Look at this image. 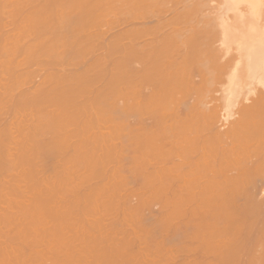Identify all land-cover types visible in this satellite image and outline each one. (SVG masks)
Segmentation results:
<instances>
[{"label":"bare ground","instance_id":"1","mask_svg":"<svg viewBox=\"0 0 264 264\" xmlns=\"http://www.w3.org/2000/svg\"><path fill=\"white\" fill-rule=\"evenodd\" d=\"M115 2H118L117 5L115 4ZM8 3H10L11 6H12V4L16 3L15 8H11V6ZM22 3L25 4L27 9L25 8V6L22 5ZM29 3H31V4H29ZM7 4L10 7V9L8 8V10L5 9L6 7H8ZM27 4L31 5V7L28 6ZM114 6L117 8V10L119 9L117 12L121 13L122 15L113 12V11H115V9L113 8ZM117 6L120 8H118ZM4 9L6 10V12L5 11L4 12L8 14V18H9V16L12 17V18H10V20L15 18V19H13L14 20L13 26H15L14 28H16L15 34L13 36L14 40L16 41L20 38L21 39L25 38V40H28L27 44L24 42L22 44L24 46V47L22 46L23 48L26 47L25 49H23L21 46L19 47L20 52L22 49H23V51H25L26 49H28L30 47L35 49V52H38L39 50H42V52H43V50L48 47L50 49V51H49L50 53L48 52L50 54V56H47V57H49V60H51L50 62L52 64L55 63V66H56V64L58 65L61 63L62 60H64V62L68 61V63L69 62L71 63V65L69 63V67L77 68V70L75 69V73L66 72V71H70V70H67V68H66V67H68L67 66L68 63H66V67H64V66H62L64 63L62 61V64H60L58 66H62L64 68V70L61 69L63 71L59 72L60 67L58 68L56 66V68H55V66H53L54 64L53 65L50 64L51 66H53L54 69H56L55 70L56 73L53 72L54 69H52V68H51L52 71L48 70L52 73H50L48 71L46 72L47 74L48 73L53 74L52 76L50 75L51 76L50 78L52 79V81L47 76V78H49V80L47 79L48 82L46 84L48 85L50 83L48 86L51 88L49 89V87L46 84L43 85V87L40 88L39 91L34 93L37 96H35L33 93L28 94V93H26L27 91H21L22 94L19 92L20 95L17 94L18 96L15 95L16 93H14V91L11 92L14 85L18 87V85L15 84L14 82H17V80L20 81L19 80L20 78H18V77H21V76L12 75L11 81L14 84H12V82L8 83L10 85H7V84L5 85V83H7V82L3 83L2 86H5L4 91H3L4 87L1 90L2 87L0 86L1 87L0 88V113L3 111L4 106H6L5 103H7L8 100H10L12 103L10 101L9 102L11 104L9 102L8 103L10 104L9 106L12 109L11 110L12 114H11V112L9 114L11 118H15L17 116L16 114L20 115L19 113H21V112H23L24 114L27 112H30V114H31V112H33L34 113V114L32 113L33 116L35 115V117H34L35 120L33 122V126H31V127L28 126L29 128L26 127L28 124H26V126H24L25 123L23 125L22 124L23 122L20 123V121H19V124L21 125V126H19V124L17 123L15 129L22 130V131L19 130L18 132H19V137L22 134L21 138H23V139H21V138L19 139L18 136H17L18 138H16V135H14V133H16L15 129L12 130V128H9L11 126L6 128L7 126L4 127L3 122H0V124L2 123L1 125H3V127L2 126L0 127V129H1L0 132L2 131L0 133V135H1L0 136V171H1V173L2 172L9 173V171L13 170L16 167L17 168L19 166L25 167L26 170L24 169V171H21L22 173H20L19 177H22V179H24L22 181L26 183V190L28 191V196L30 194V202H29L30 206H29V211H28L27 210L28 208L25 207L26 210L23 208L24 202H22L24 199H27L26 195H24L26 192H24L21 195L20 194L21 190H19L20 188L18 187L20 185L17 184L18 181H21V180H19V179H15V181L13 180L14 182L11 184V186L9 185L10 187L3 186L2 183L0 184V201H1L0 204H2V200L4 198V196H2V195L6 194L10 190L9 192L12 193V191H13L12 194L19 196V199L16 198L15 200L16 201L19 200L20 202L18 201L16 203L12 200L14 208H16V209L18 208L17 212H20V213L23 211L27 212L25 214V216L19 215V213H17V212L14 213V215H12L13 213H10L11 214L10 215L9 212L6 210L7 208H5V210H1L0 214L4 211L5 212L0 215V221H5L4 223L6 225H7V223H9L8 224L9 226L11 224V228H13V229L15 228L16 234L19 231V235H21V236H18V237L16 236L17 238H13V237L10 238L9 237V239H8L5 236V234H6L5 232H6V230L8 231V229L10 230V227L7 225L4 227V229H6V230H3V227H2V225H4L3 223H0V227L2 228V231H4L5 234L2 233V231L0 230L1 231L0 236L2 235L3 237H6L5 240L11 239L10 240L11 242L14 241L15 239H17L19 242H20V239H21V242L22 241L26 242V240L29 241V239H27L26 236H29V238H32L30 236H33V238L31 239L32 242L28 243L29 246L31 245V249L27 248L28 246H26V245L24 247H22L21 245H18V246L16 245L18 248L17 251L21 250L22 252L19 253L16 251L17 253H15L14 255L17 257V259L15 260L16 257L14 256V259L11 261V262H13V264L14 263L15 264H21L22 261H24V259L22 260V258H24V257L29 258L30 256H33V253L31 254L28 251L32 250L33 246H34V248H33V250H34V249H36L35 247H37L38 244L41 245L42 243H40V242H42L44 235H45V237L47 235V237H46L47 239L44 238L45 241L43 240L44 242H47V240L50 239L51 236H56L54 238L51 237L52 240L58 239V242H53V243H52L51 239L48 240L49 242L52 243V244L50 243V247H52L54 249V250L52 249L53 252L48 251L49 254L51 253L50 261L47 260L49 264H85L86 263L85 259L88 260L87 259L88 256L86 254L89 255V253H90V256L88 258L90 259V257L92 256L91 258H93L92 259L93 262L95 261L94 264H101V263L102 264H129V262L127 263V261H128L127 259H126V262L124 261L125 260L124 258H127V256L129 258H131V254L129 256L128 255L129 252L128 253L126 252V251H129L132 247L131 243L128 241V238L130 240L132 238L131 236L134 233L133 238L134 239L136 238V240H134V244H136L135 241H139L138 237L142 235L141 238L142 237L143 238L142 239L140 238V241H143L144 245H146L149 243L151 238L152 239L154 238L153 235H151L153 233V231L155 233V230H157L156 231V233H157L159 230L163 231V229L165 231L167 230L168 232H165V233H167L169 235L174 233L176 230H177V232H179L178 228L181 231L180 233L182 235H183V233H185V234L187 233V235H188L189 232L191 233V229H192L193 232L194 231L196 232V233L194 232L196 235H193L194 233L192 232V234H190V235H192L191 238L194 236L193 238H195V240H196L195 236H198V235L200 237L199 239L203 238L201 241V247L202 248L204 246L207 249L211 246L213 249L215 248L217 250L216 252L214 251L215 249L211 250V251L215 252L213 254L212 252L209 251V249H207L209 251L208 252L209 255L211 253L213 254V256L215 254L217 255L215 257L216 259L213 256H210V257H213L216 261L218 260V262H217L218 264L219 263L221 264V262H220L221 258H222V260L223 259L225 260L224 262H222V264H238L242 259L246 258L245 255H249V254L251 256L254 255L255 252H254V254H252V252L254 251V249L256 248V246L258 244L257 242L263 244V245H261V244H258V245H261L262 249L264 248L263 247L264 243H262L264 240V0H0V12L2 13ZM23 9L28 10V11L25 12ZM109 9L110 10L113 9L112 12ZM108 10H109V12H108ZM165 12H169L168 14H170V15H168V18H167V14ZM102 14L104 17H106V19L104 17H102ZM109 14L110 15L112 14L111 15L112 18L111 19L109 18V20L107 21V18L110 17ZM115 14H118L120 16L115 15ZM105 15H108V16H105ZM113 15H115V16H113ZM116 16H118V17H116ZM1 17H0V81L3 82L4 77H3L2 71H5V68H4V70H2V68L3 67L7 68V66H4L2 64L5 63V65H6V60H8V59L4 58L3 56L1 58V55H3L2 54L3 52L5 53L4 56L7 55L8 52L6 53L5 50L8 49L9 47H6V46H15L16 47L18 41H17V43L12 42L13 43V44L11 43L12 45L7 44V41H9L8 38H10L11 35L7 34L8 33L7 30L9 27L7 29L6 28L4 29L6 31L1 29V23H5V20L1 21V19H3L4 16H3V18H1ZM119 17L122 19H119ZM115 18H117L118 21ZM16 19H20V20H16ZM98 19H99V21H98ZM102 21H103L102 25L105 24V28H101L102 25L100 23ZM104 21H105V23H104ZM119 21L124 22L126 24V25L124 24L125 28L128 27L129 29L124 28L123 34L121 33L122 31L120 32V30H119V33L117 35H119V36L121 35L122 37L120 36V38L116 37V33L114 32L115 37L113 39H112V37H111V39H108V38H110V34L111 33L113 34V32H111L110 34L107 33L106 35H109L107 38V41H106V38L105 39L102 38V39H103V41H106V43L108 41H110L109 45H108V43L106 44V43L102 42V39H101L102 35L100 34L98 36V34L103 32V30L104 31H106V30L110 31L111 28H114L113 27L114 24L112 25L111 23L112 22L117 23ZM133 21L136 23H134ZM15 22H17V23H15ZM93 23H95V24L97 23L98 27L95 28L94 26H96V25ZM20 24H22V25H20ZM98 24H100V25H98ZM106 24L109 26L108 28H110V27L111 28L108 29ZM117 25L120 26V24H118V23H117ZM93 27H94V30L92 29ZM89 28H91L92 30ZM118 29H121V27ZM12 30H15V29H12ZM90 30H91V32L92 31L93 32L91 33ZM82 31L86 32V33L85 32L82 33L84 36H81V34H80ZM98 31H100V32L98 33ZM109 31H107V32H109ZM113 31H115V30H113ZM94 32H97L98 34L97 33L94 34ZM84 33L85 34L90 33L91 36L88 34L86 37V35ZM31 34L32 35L34 34L32 36L33 38L30 36ZM77 34L79 36H77ZM92 34L97 37V38L95 37L97 39V40L95 39L96 41L93 39L94 37ZM124 34L125 35L127 34L128 36H126V37H129L131 39H129V38L127 39ZM27 36L28 37L30 36L32 39H30V37L28 39ZM71 36L74 38H72ZM11 38H12V36H11ZM71 38L74 39L75 43H77L76 45H74L76 47H73V48L70 47L69 48V46H72L70 44V43H72V42H70ZM116 38L119 40H117ZM123 38L125 40L127 39L128 42H126L127 40L125 42H123L124 41V40H122ZM138 39H139L138 43L141 41L142 46H139V45H141V43L136 44V41ZM93 40L95 41V44L97 45V47L100 46L101 43L104 44V46H107L108 52L104 48V50L107 53L105 54V51L103 50L104 51V53L102 52L103 55L101 53L96 54L95 56H97V57L94 56V59L92 57V61L90 62L91 64L89 63L90 65L87 63L88 61L86 63H84V65L88 64L86 66L87 67L86 68L84 65L82 66V63H83L81 61L83 58L82 56H84V55L88 56V54H86L87 51L92 53L94 48H95V51H96V49H98V50L100 49V47L97 48L95 44H92ZM98 40H100L101 43L98 42ZM76 41H78V42H76ZM131 41H134V43H132ZM9 42H11V41H9ZM28 42H30V43H28ZM121 42H123V43H121ZM124 43L127 45H128V43H130L132 45L129 44L128 46L127 45L125 46ZM25 44L27 46H25ZM102 44H101V47L103 46ZM91 45L95 46V47H92ZM60 46H63V48H61ZM108 46L109 47L111 46L110 49H108L109 48ZM90 47H91V50H90ZM92 48H93V50H92ZM126 48H127V51H126ZM12 49H13V47H12ZM33 49L31 50L32 53H33ZM58 49H59V52H58ZM119 49H121V50L125 49L123 51H126V52L120 53L121 50H119ZM26 51H28V50H26ZM95 51H93V52H95ZM9 54H10V52H9ZM14 54H15V52H14ZM25 54H26V52H25ZM29 54H30V52H29ZM104 54H105V56H107V55L108 56L104 57ZM33 55L34 54H32V56ZM36 55L38 56L37 53H35V56ZM46 55H44V56H46ZM117 55L120 57H118ZM16 56L17 55H15V57ZM20 56H19L20 58H23V56L21 54H20ZM35 56L32 57V59L34 58L33 64L37 63V61H39V56L38 57L37 56L35 57ZM70 56L75 57L73 59L77 58L76 59L77 61L80 59L79 60L80 62L78 61V63H76L77 62L76 60L75 61L72 60V62L75 63V64H73L70 61L71 60ZM87 56H84V57L86 58ZM90 56H93V53H92V55L89 54V57L87 59H89ZM100 56H102L103 59H101ZM29 57L30 56H28V59H30ZM108 57L111 59L113 57L112 61ZM8 58L13 59V56L8 57ZM64 58L65 59L67 58L68 60L66 59V61H65ZM32 59H31L30 63L32 62ZM42 59H40V61ZM18 60H19V58H18ZM45 60H46V58H45ZM106 60H109L111 62L110 64L112 67L111 66L110 67L112 69H110V70H112V71L109 70V72H106L108 74L104 75L105 74L104 72L108 69L106 67V65L109 66V64H108L109 62H107ZM97 61H98V63H97ZM13 62L15 63L14 60H13ZM18 62H20V61H18ZM40 63H42V62H40ZM102 63H105V65L104 64L102 65ZM98 64H100V65H98ZM64 65H65V63H64ZM76 65H77V67H76ZM101 65H102V67H101ZM13 66L15 67V65H13ZM25 66H26V64L24 65V67ZM80 66L84 67V68H82V70L78 69V68H80ZM89 66L90 67L94 66V67L90 68ZM103 66H105V67H103ZM105 68H106V70H105ZM11 69H12V67H11ZM27 69H29V68H27ZM48 69H50V67H48ZM87 69H89L88 72H87ZM72 70H73V68H72ZM83 70H85V72ZM76 71H77V73H76ZM82 71H83V73H82ZM78 72H79L80 76L78 75ZM10 73H12V72H10ZM23 73H24V71H23ZM33 74H34V72H33ZM33 74L31 73V75H33ZM1 75L3 78L1 77ZM26 75H27V73H26ZM54 75H56V76H54ZM69 75L71 77H69ZM75 75L76 76L78 75V76L76 77ZM61 76H62V78H61ZM102 76H103V78H102ZM106 76L110 77L109 78L110 83H108V81H106V80H108ZM14 77H17V80H16V78L14 79ZM27 77H29V76H27ZM55 77H56V79H55ZM74 77H76V78H74ZM66 78H68V79H66ZM69 78H71L73 80V82ZM61 79H62V81H61ZM99 79L104 80L105 83L106 84L108 83V84L106 85L104 82L101 83V81H97ZM8 80H10V79H8ZM21 80L23 81V79H21ZM64 80L65 81L67 80L66 84H65ZM33 81L34 80H32V82ZM56 81H58V82H56ZM63 81H64V83H63ZM96 81H97V83H96ZM2 82L0 83V85L2 84ZM70 82H71V84H69ZM98 82H100L99 83L100 85L98 86L99 91L96 89H95V91H92V93L95 92L94 93L95 95H94V94L90 93L89 86L90 85L95 86L96 84H98ZM56 83H59V84L55 85ZM94 83H96V84H94ZM103 83L106 86L104 89L107 92L108 96L105 95L106 93H103V92H105L101 86ZM62 85H63V87H60ZM66 85H68V86H66ZM44 86H46L47 88ZM35 87H37V86H35ZM103 87H104V85H103ZM62 88H64V89H62ZM16 89H13V90H16ZM47 89H49V90H47ZM100 89L103 91H101ZM41 90H43L42 93H41ZM2 91L4 92V94H2ZM29 91H31V90H29ZM23 92L26 93L27 95L24 94ZM210 92L211 93L213 92V93L211 94ZM209 94H211L212 96H210ZM31 95H32V97H31ZM82 95L87 96V98H88V96H89V98H90V96H93V97L85 100L84 96L80 97ZM15 96H17V97H15ZM77 96L79 99L77 98ZM77 100L81 101V103L77 102ZM12 104H13V106H12ZM77 104H79V106H77ZM92 107H94V108H92ZM7 108H8V105H7ZM91 109H94V110H91ZM81 111H83V112H81ZM85 111L88 113V115H86V118H84V116H85L84 114H87ZM93 111H95V112H93ZM8 112H9V109H8ZM92 112H93V114H92ZM80 113H83V115H81ZM13 114L15 117L13 116ZM80 115L84 118V119L83 118L81 119L82 120L81 122H80V117H79ZM6 116H7V114H6ZM10 117H9V119H10ZM145 117H146V119H144ZM22 118H23V116H22ZM22 118H21V120H24ZM8 121H7V123H8ZM107 122L109 123V125L107 124ZM98 123H100V124H98ZM13 124H14V122H13ZM77 124H81L82 127L76 126V128L75 127L72 128L74 125H77ZM101 124L102 125L105 124L111 128L112 131L110 130V132L112 133V135L114 134L113 136H115L116 139L112 135H109V137H113V140L114 139L116 140V141L114 140V145L108 142V140L110 142L112 141L111 138H108L107 140H105L107 138L106 133H105L106 136L104 135V133H98V134L96 133L95 136L98 135L99 137L98 136L95 138L94 137H87L89 135H92V134H89V133H92L91 128L95 129L96 127H99V130H100V128H102ZM69 126H72L71 127L72 132H71L70 128L68 130ZM17 127H19V128H17ZM89 127H91V128H89ZM2 128H3V130H2ZM23 128L24 129L28 128L27 129L28 131L27 132H26V130L23 131ZM41 128H50V130L52 129V136L49 138L47 137L48 140H42L41 141L39 138H37L36 132L39 129L41 130ZM6 129H7V131H6ZM75 129L76 130L80 129L83 132L79 131L80 134H78V132ZM96 129H98V128H96ZM105 129H107V127ZM65 130L70 131L69 133L67 132V134L71 138H74V135L77 136V139L79 137L81 138V135H83V133H85L83 136H86L87 139L85 137H83L85 139L79 138L80 140H78V141H81V142L80 143L78 142V145L75 146V144H77V142H76L77 139L74 138V139H76V141L74 140V143H73L75 147L74 146L71 147L72 143H70L68 145L70 138L67 136ZM73 130H74L75 134H74ZM87 130H89L90 132ZM42 131H44V130L42 129ZM86 131H87V133H86ZM11 132H12V135H11ZM21 132H23V133H21ZM24 132H26V133H24ZM39 132L40 131H38V135L42 134ZM62 132L64 134H66L65 137L62 136V135H64ZM70 133H72L73 135ZM23 134L25 136L26 135H28V136L23 137ZM50 134H49V136H50ZM99 134H102L101 136H103V138H100ZM119 137H123V140L126 139V141L124 142L121 138L119 141V139H118ZM96 138L97 139L100 138V140H97ZM16 139H18V141H16ZM43 139H45V138H43ZM19 140H21V141L19 142ZM86 140H90V141H86ZM103 140L106 141V144ZM117 141H119V144H120V142H122L124 144V146L122 143H121V145L117 146L116 145ZM11 142H13V143L16 142V143H14L15 144L14 145ZM82 142L84 144H82ZM125 144L127 146L129 145L128 146L129 149L125 146ZM11 145L18 148L16 150L15 154L11 153L12 151L10 152V150L12 148H14L13 146L11 147ZM66 146H68V147H66ZM100 146H102V147L100 148ZM113 146H115V147H113ZM122 146L125 147L124 149L126 151L129 150V152L131 151V149L133 147V150L131 151L132 155L130 153V155H131L130 160L127 159V158H129V155L126 158V154L129 152H126ZM44 147H46V149H45L46 150L45 153L47 155L46 158L50 157V158H52V160H53V158H55V160H56L57 155H59L61 157L62 155H60V154H62V152L64 150H67V149H65V147L68 149H69V147H71V150H72V148H75V150L74 149L72 150L75 153L72 152V155H71V156H74V154H75V157L70 158V161L68 164L69 166H66L67 164H65V163L59 165L58 164V163H60L59 161L57 164H55L56 166L55 165L53 166L52 164L49 165L52 167V169L53 168L55 169V179L53 178L54 179L53 182H52V180H53L52 178L50 179L51 181H49V178H50V176H49V178L45 179L46 184L45 183L42 184V182L44 181L42 179L39 180L38 183L36 181H34L35 178L38 179L40 172H43V170L40 171L38 176H36V169L34 168V164H35L36 160L38 163V161H39L38 158H40L42 156V155H40V153ZM116 147L117 148L119 147L122 150L118 148L117 149L118 152H116ZM102 148H103V150H101ZM114 152L117 155H118V153H124L125 152V155H122V156H124L122 158L119 156L122 159L121 160V159H118L119 157L115 158L114 155H116V154ZM10 154H12V155L14 154V155L11 156ZM63 155H64V153H63ZM44 157H45V155H44ZM62 157L67 158L65 155ZM42 158H43V156H42ZM124 158H126V160H129L131 163L129 164V161H128L127 163H125L127 165H124V163L120 164L119 162L124 161ZM115 159H117L118 162H116L117 160H115ZM172 159L176 160V161L173 160L174 164H173V162L171 164V161H169ZM68 160H69V157H68ZM155 160L158 161L156 163V165H158V166H160L158 163H160V162L163 163V161H164V163L166 161L170 163V164L167 163L166 165L163 163V165H161L159 168L157 166H154V167H156V170L158 171V172L155 171V172H157L156 174L158 176H156V174L153 172L154 169L153 170L151 169L150 172H145V170L148 171L147 169H148L149 164H152ZM44 161H45V159H44ZM151 161H152V163H150ZM110 162L111 163L115 162L116 167H118V166L119 167L118 168L113 167L115 165L113 163H112L113 164L112 165ZM41 163H43V161ZM108 163H109V166H108ZM117 163L119 165H117ZM106 164H107V166H106ZM128 164L135 166V167H133V172H131V171L129 172L130 175H131V173H133L135 176L139 172L138 169H140V168L142 169L143 166L148 164V166L146 165L145 169H143L144 171L140 170L142 173H146V175L143 174L142 179L140 178L142 175L139 177L136 176L137 178L134 177V179H133V177H132V176H134L133 174H132V176H129L128 178H126V174H123V171L121 172L120 170H122L123 166H125V168L127 166H129ZM45 165H46V163H45ZM63 165L65 167H62ZM141 165H143V166H141ZM152 165H154V163ZM120 166H121V168H120ZM166 166H167V168H166ZM137 167H140V168H137ZM105 168H107L106 171H108V168H115V169H114V172L108 173V172H111V171H108L107 174H105L106 173ZM128 168H130V167H128ZM128 168H126L127 171L131 170ZM149 168H151V167L149 166ZM152 168H153V166H152ZM160 168H161V171L159 170ZM40 169L41 168L39 167V170ZM123 170L125 172V169H123ZM103 172H104V174H103ZM141 172L138 173L137 175L141 174ZM148 173H150L151 175ZM101 174H103L104 176H106V175L108 176L107 179L105 177H103L101 179L105 178V183L107 185L110 183L109 185H111V186L103 187L104 185L101 184L100 185L101 188H99V184L102 182V181H100L98 186H95L97 184H94L95 187L92 185L93 188L98 189V190L93 189L94 193L91 191L93 193V194L91 193V195H90L89 188H87L86 190H89V191L88 192L86 191L87 193L85 192L81 195V199H82L83 195L85 197L84 202H82L83 200L81 201V203H83L81 208H80L81 203L78 205L79 202H77V200H78L77 197L79 196L78 195L79 193L76 194V195H78V196H76L75 193H71V192L69 193L68 192L70 194V196H72V195L75 196L76 201L73 199V202H72V200L70 201L66 196V203H67V199H68L71 204L70 203L66 204L64 202L65 200L63 202H62V200L61 201L58 200L57 196H59V195L65 196L64 194L67 193L66 190L67 191H71V190L78 191L76 189H77V186L80 184H78L77 186H74L72 184V183L76 182V180H77V179L75 180V177H78L77 181L83 183L84 180L86 179L85 177L94 176L93 178L97 177V179H100L98 176H100ZM113 174L116 176V177L113 176V178L118 177L119 179L117 178L116 180L115 179L112 180ZM153 174H155L154 177H153ZM44 175H46V173L43 174V176ZM103 175H101V176H103ZM109 175H111V176H109ZM123 175L125 178H123ZM17 177H18V175H17ZM79 177L80 178L82 177L81 178L82 181L79 180L80 179ZM150 177L154 178V181ZM109 178H111V179H109ZM129 178L131 181H132V179H133V181L136 180V181H134V183L136 182L137 185H138V179H140L142 181L144 178H146V180L148 179L147 181L144 180L143 182L141 181V183L139 182V184H142L144 182H145L144 185L147 184V185H145L144 188H147V186L149 184L150 185L154 184L152 182L156 181L155 183L157 185L156 186L154 185L155 187H153V185H151V186L149 185V189L148 188L144 189V191L147 190V193L149 192L148 190L154 191V194L152 192L151 193L149 192V193L153 196H156L155 197L156 200L154 199L153 196L152 197L148 196L150 201L147 199V197H145V195H148V194H144L146 192L143 191V185H138L139 188H140V186H142L141 187L142 191H141V189H140V191L142 192L143 195H141L137 192L135 193V191L138 190V187L136 185L134 186V188L137 187L136 189H134L133 187H132L133 189L131 187H129V189L130 188L131 189H130V191H127L126 186L128 183H130V181L127 184L124 182L125 181L127 182ZM87 179H88V177H87ZM120 179L123 181L125 186H124V184H122V181ZM106 180L108 181V183L106 182ZM171 180H173V183ZM177 180H178V182H177ZM0 181H2V180H0ZM70 181H73V182L70 183ZM111 181H112V183H111ZM157 181L159 182V184L157 183ZM176 182L179 184L178 186H180V183H181L182 187L180 186V188L178 189V186H174V187H177L175 189L173 187V185H174V183H175V185H177ZM9 183H11V182H9ZM49 183H51V185ZM86 183H88V182H86ZM96 183H97V181H96ZM68 184L70 186H74V188L75 187L76 188L74 189L73 187L68 186ZM74 184H76V183H74ZM170 184H173V185L170 186ZM28 185H29V187H28ZM46 185H48V186H46ZM158 185H159V188L157 187ZM24 186L25 185L22 186L23 190H24ZM92 186H91V190H92ZM120 186H124V188L120 187ZM168 186H170V189ZM64 187H66V188L69 187V188H73V189L70 190L68 188L69 189L68 190ZM107 187H108V190H107ZM111 187L116 191H113ZM150 187H152V189L158 188V190L157 189L151 190ZM28 188H30V189H28ZM122 188L124 189V191L125 190L127 191L126 194L128 192H130L129 193L130 197L132 195L131 192L133 191L135 194V195L134 194L133 195L136 196L135 199L137 198L136 199L137 202L132 200V199H131L132 201L129 200V202H127L128 200L125 201L128 204L129 203L132 204L133 201H134V203H136L134 206H130L133 208V209L132 208L130 209V211L132 212L131 217L129 216V214H130V212H128L129 210L126 211V208H130V207H128L127 203H126L127 207H124L125 204H124V202H122L124 200L120 201L121 199H123V197L124 198L126 197L125 196L126 194L123 195V197L118 195V193H123V191L121 190ZM171 188L176 190V191L173 190V191H175V193L171 190ZM4 189H6L5 192H4ZM103 189L104 190L106 189V190L104 191ZM61 190H64L65 193L63 194L62 193L63 191H61ZM195 190H197L198 192L195 193ZM96 191H97V193H96ZM102 191L105 192L104 194H106V195H98V193H102ZM107 191H109V194L106 193ZM110 191L114 192V193H112V195H111ZM165 191L166 192L171 191L172 193L171 192H170L171 194L166 193ZM156 192L158 194L164 193L163 195H158L159 197L162 196L164 198L162 199V197H161L162 200L159 199V197H157ZM17 193H19V194H17ZM86 194H89V195H86ZM168 194L171 196V198H167V197H169ZM172 194H175V195L172 196ZM195 194H196V196L199 194L198 195L199 199L197 197V200H199L198 202H197V200H195L196 199ZM20 195H21V197H20ZM108 195H110L111 197H109ZM140 195L144 196V197H141ZM164 195H166V196L168 195V196L166 197ZM22 196L24 197V199H22ZM106 196H108L107 199H106ZM114 196L116 197V199H118L119 196L121 197V199L119 201L122 203V205L124 204L123 207H121L122 205L120 202H119L120 204L117 202L118 200L116 201V199H114ZM9 199H10V197H9ZM55 199L57 200L56 201L57 204L54 203ZM62 199H63V197H62ZM99 199L101 202L99 201ZM140 199H142V200H140ZM152 199H154L155 201L158 200L157 202L158 203L160 202L162 204V208H161V204L159 205L154 200H153L154 202L152 204V201H151ZM102 200H104V201H102ZM111 200L113 201V203H111L112 202ZM143 200L145 202V203L143 202L145 206L142 203L139 204ZM159 200H161L162 202ZM192 200L193 201L195 200L194 202L196 203V205L195 204L193 205ZM97 201H99L100 206L97 205V203H98ZM146 201L151 202V203L148 202V206L151 204L155 205V203L160 206L159 212L157 214H155V213H152L153 215L150 214V216L152 215L151 219L153 218L154 214H155L156 219L153 218V220H149L150 219V218H148V217H150L149 215H146V216H148L147 217L148 220L145 218L148 222L150 221L153 224V225L151 224V226H150V222L147 223L148 224L147 229L149 226L152 227V230L154 229L153 231L152 230L150 231L151 233H149L147 231L149 233V235H151V238L148 234H146V235L144 234V233H146L144 231V230H146V228L144 230L142 228V230H141V227L144 224L143 223L144 221L140 223V219L143 216L146 217L145 213L143 214V216L140 213V217H135V219L138 218L137 221L132 219V217H133V215H135V213L137 216V214L140 211L144 212V209H145L144 207L147 206ZM61 202H62V204H60ZM74 202H77V203L74 204ZM25 203H27V202H25ZM115 203H116V205H115ZM17 204H18V207H16ZM19 204L21 206H19ZM101 204H102V206H101ZM105 204H106V206H105ZM109 204L114 206V207L117 206L118 209H119V207H121V210L125 208V210L122 211V212H124L125 217H126L125 214H128L126 219H125V217H123L124 221H122V222H125V223H119V225L122 224L119 226L120 231L118 233L114 234V232H116V230H118V228H117L116 230L113 229V231L115 230L114 232H111L112 234H114L113 238H112L114 240L115 239L118 240L117 238H120L121 236L122 237L124 236V238L126 236H128V238L127 237L125 238V239H127L126 245H125V242L123 241L124 238L122 240H118V241L115 240V243H116V245H115L114 240H112L110 238V237H112V234L110 233L111 234L110 235V234L105 233L106 232V230H105L106 224L109 226V224H111V223H109V224L106 222H105V224L104 223L101 224L102 222L100 223L101 227L103 226L104 231L102 229L100 230L98 228V227H100L98 224L99 221L100 220L103 221V220H105L104 218H106L105 215H107V213H106L107 210L104 208L107 206H110ZM117 204H119L121 206H119ZM187 204H190L191 206L193 205V207L190 206V208H193L195 210L199 209V211H197V213L200 212L202 216L200 217V215H199L200 213L199 214L196 213L199 216L192 214V212L194 210L191 212V214L193 215V216H191V214L189 213L191 210L190 211L187 210V209H190V208H187V206H189ZM197 204H198V207H197ZM76 205L78 206L77 208H80L82 210V212H79L80 214H82V215L84 214V216L85 215L87 216V214L90 213L91 216L94 214L93 216L97 215V217L101 218V219L94 217V219H98V220H96L98 222H96L93 218L91 220V216L88 215L85 218H90L91 221H94L96 223L87 222L89 224V225H87V224H85L86 223L84 221L85 219H82L84 221V224H82V225L80 224L81 222L80 223H77V222L73 223V221H71V220L73 218L72 215L75 212L74 207L76 208ZM140 205H143L144 207L143 206L142 207L144 209L139 210L141 207ZM138 206H139V208H138ZM164 206L167 207L166 209L168 210V212H167V210L164 211L165 213L163 211H161V210H164V208H163ZM0 207L4 208L5 206L2 207L0 205ZM97 207L98 208L100 207L99 209H97L98 211L97 210L95 211L97 213H93L92 211H94L95 208H97ZM114 207H112V208H114ZM184 207L186 208L187 211H189V212H187V211L184 212V213H187V216H186L187 218L184 216L185 214L183 215L181 213L182 211H184L183 210ZM21 208H23V209H21ZM101 208H102V213L100 214L98 212H101V211H99V210H101ZM151 209L152 208H150V210ZM138 210H139V212H138ZM115 211H119V210H117V209L113 210L112 213H113L114 217H115V214H114ZM145 211L149 212L146 209H145ZM152 211H154V210H152ZM160 211H161V213H160ZM108 212L111 213V210L109 209ZM162 212H163V214H162ZM75 213L77 214L78 212H75ZM91 213H93V214H91ZM205 213L208 214L207 217L204 215ZM102 214H104V215L102 216ZM159 214L160 215L162 214V217L159 216ZM188 214H190L189 216H191V219H188ZM99 215H101V216H99ZM121 215H122V213H121ZM194 215L196 218L194 217ZM13 216H14L13 219H17V218L19 219L20 218L19 220L17 219L18 221H12L14 224L11 222V220H9ZM15 216H17V218H15ZM20 216H22V217H20ZM77 216H75V218ZM84 216L80 215V218L78 216L77 220L79 218L78 221H81V217L83 218ZM138 216H139V214H138ZM177 216H179L180 218L179 217L177 218ZM204 216L206 217V219ZM119 217H121V216L119 215ZM144 217L141 220H143ZM157 217H159V218H157ZM182 217L183 218L185 217V220L187 219V221L185 223H183L182 221H179V220H181ZM193 217L195 220H198V218L200 220L199 223L193 221V223L194 222L198 223L197 226H195V228H193L195 223L193 224V227H192ZM117 218L118 217H116V219ZM172 218H174V220L178 219V221L177 220L176 221L178 223L180 222L181 226H183L182 223L185 224V226H187L186 224H188V220H190L191 222L190 221L189 222L191 223L190 224L191 228L189 227V224L187 226L190 229L189 232L187 230L188 228H184V226H183V228L186 230H185V232H182V231H184V229L182 227L178 226L179 224H177L176 221H174V222H176L174 225L176 227V229H175V227H173V223H171V222H173ZM200 218L201 219L203 218V220H201ZM119 219L122 220V218H119ZM170 219H171V221H170ZM125 220L127 222H129V220H130L131 223L130 222L127 223ZM48 221H49V224L52 225V223H53V225L48 226L47 225ZM114 221H117V220H114ZM120 221L118 220L116 223L113 221L112 222L114 223V226H116V225H118V222H120ZM169 221H170L171 225H168V224H170ZM16 222H18V223H16ZM71 222L73 224H76L77 226H79L80 230L82 228H84L83 227L84 225L90 226V224H93V225L98 224V226H96V225H95V227L93 226L94 228L91 227L93 229V232H94V229L96 228V233L98 231L99 232L102 231L105 234L103 233L104 234L103 235V234L98 232L100 235L98 233H97L98 235L95 233L97 236L95 235V237H94V236H92V235H94V233L90 232L92 229L91 230L89 229L88 232L91 234V235L89 234L90 235V237H89V235L82 229L84 231V232L83 231L82 232L84 234L86 233L88 236H86V234L84 235L82 233L84 235V240L86 239V242L83 240L84 245L82 242H81V244L79 243L80 244L79 249L77 251H75L76 246L71 245L72 244L71 242L75 237L78 238L81 235V233L78 234L77 231H79V228H75L76 226L74 227V225ZM136 222H139L138 224L139 225L141 224V225L138 226V224ZM125 224L129 225V227L126 226ZM130 224H131V226H133V228H135L134 230L137 231L136 233L133 232L134 230L131 229L132 227H130ZM71 225H73L72 227H74V228H72ZM144 225H146V224H144ZM165 225H167L166 227L169 226V228H167V229L164 228ZM123 226H126L127 229H126V227L124 228ZM177 226H178V228H177ZM65 227L69 228L70 231L73 229L77 230V231L75 230L76 232L73 230L77 234L73 233L72 236L69 235L70 237H74L73 239L70 240L69 236L68 235H67L68 237L66 236V234L70 231L63 233V230ZM121 227L124 229V231H125V229L128 231H129V229L133 230V231H131L133 233L130 235V237H129V235L125 236V233L124 234L122 233L123 229ZM172 227L175 229V230L173 229L174 231H171ZM34 228L37 230H35ZM109 228L107 227V230ZM31 229H34V231H36V232L38 231L39 233L37 232L36 234L39 236L43 235V238H40L41 236L39 237L36 234L34 235L31 232ZM138 229L143 231V232H141L142 234H140V230H138ZM85 230L87 231V229H85ZM148 230H150V228ZM205 230H206V232H205ZM30 232H31V234H30ZM125 232L127 233V231H125ZM177 232H175V234H172V235H174L173 237L171 235L172 238L170 239V241H169L170 237H168V241L171 242V244H169L168 241L166 242L167 239L164 238V236H165L164 232H163L164 236H162L163 235L162 232H161L162 233L161 235H159V233H158L159 237L160 236L163 237L162 239L157 237L155 234V236H156L154 238L155 240H152V242L154 244L155 242H157L156 241L157 238H158L157 239L158 241H160V239L163 241V239H164L163 244L166 242L169 245H171V247H168V245H166V243H165V245L167 246V248L169 250L172 249V245L174 244L173 245L174 247L172 249L173 253H170L168 250L166 251V249H164L165 250L164 254H166V257L168 256V254H170L168 258H170L171 254H174V252L176 254L178 251H179V253L182 252V249H183L182 247L184 246V243H186L190 240V239L186 238L187 240L185 239L186 242H184L183 238H185V237H183V236H185V235L182 236L180 233H177ZM204 232L207 233V236L203 234ZM49 233H52L53 235H51ZM70 233H72V232H70ZM70 233H68V234H70ZM121 234H123V235H121ZM167 234H166V236H168ZM73 235H77V236L79 235V236L77 237V236H73ZM109 235H110V237H108ZM135 235H137V237ZM143 235H145V236H143ZM147 235L149 236L150 240L146 237ZM187 235H186V237H187ZM35 236L39 237V239H41V241H39L38 238L35 239L34 238ZM64 236L67 237L66 238L67 240H65ZM20 237H22V238H20ZM0 238L4 239L2 237H0ZM79 238H83V237L80 236ZM108 238H110V239H108ZM144 238L147 239L148 242H145ZM22 239H24V240H22ZM78 239H76V240H78ZM8 240H7V242H8ZM36 240H38L39 243L37 241V244H36ZM61 240L65 241V242H62ZM68 240L71 241V242L69 241V244L72 247H74V249L73 248L71 249V247H69L70 250L66 249V248H68V245H69V244H67ZM107 240H108V242L110 241L109 242L110 244L107 242ZM0 241H2V243H0V245H1L0 247H2V248H0V255L2 253V256L0 258L2 260L5 258L8 259L10 257L9 256L10 253H6L5 251H7V248H8L7 246L11 242L7 243L5 241L6 246L3 250V246L5 245L3 243L4 240H0ZM34 241H35L34 244H36V245H33ZM192 241H190L191 246L195 245L196 241L198 244H200V241H198V240H196L195 242L194 241L192 242ZM76 242L77 241H75V243ZM78 242H79V240H78ZM112 242H113V244H111ZM127 242L130 243V244L129 243L128 244L131 247L127 246ZM152 242L150 241L151 244H152ZM250 242L251 243L253 242V246H254L253 250H252V245H250L251 247L249 246V244H251ZM56 243H57V245H56ZM175 243H177V245ZM179 243L180 244L182 243L181 247L179 246V248L181 250L180 249L178 250V247H176L179 245ZM158 244L160 247H156ZM163 244H161L162 245L161 246L160 243H156V244H154L156 246L153 245V248L151 245H149L151 247H147L148 245L144 246L142 244L143 246H141V249H143V251H144L145 248H149V249L145 250V251L148 250L149 253L146 254L142 250H140L139 253L137 250V253L141 254L143 252L144 255H143V253L141 255L144 256V258H146L145 257V254H146V256H147L146 259H150V258H148V254L151 253V255H150V257H151L157 252L156 254H158V255L156 256V254H155V256H153L151 258L154 260L158 259L161 262V259L162 260L165 259L164 258L165 255L162 256L163 255L162 252H164V250L162 248L163 247L165 248V246ZM190 244H188V245L185 244L187 246V248L184 246L186 249L183 252L186 253L187 249H188L187 253L190 252V249L188 248V247H191V246H189ZM255 244H256V246H255ZM132 245H133V243H132ZM11 246L12 245L10 244L9 247H11ZM19 246L21 247V249ZM64 246H67V247L65 248ZM196 246H197V244H196ZM14 247H15V245H14ZM62 247H64V248L62 249ZM123 247L125 249L126 248L127 249L125 250ZM142 247H145V248H142ZM154 247L156 248L157 251L155 250ZM198 247H199V249H198ZM198 247L196 248L198 250V255H200L204 259V257L206 256V254H204V253H207V252L205 251L203 253L200 250V245H198ZM23 248L27 249V252L23 251ZM133 248H135V247H133ZM151 248L155 251H153ZM157 248L158 249L160 248L162 250H160L158 252ZM212 248H210V249H212ZM38 249H40V248L37 247V249H36L37 253L40 255H44V253L41 252V250H39V252H38ZM64 249L67 250V252ZM174 249H176V250H174ZM248 249H250V250H248ZM36 250H34L33 252L35 253ZM62 250H64L66 252V255H67V253H69V255H67L66 258H65V256H66L65 252H63ZM71 250H72V252H69ZM150 250H152L153 252L152 251L150 252ZM192 250H194V248L191 247V251ZM45 251H47V250H45ZM132 251L135 252V250H132ZM132 251H130V252H132ZM249 251H250V253H249ZM3 252L6 254L7 257L5 256L3 258V256H4ZM7 252H9V250ZM59 252H61L62 254L64 253V255H65L64 259L61 258L63 260H61L60 258L57 259L58 258L57 256H59L58 255ZM183 252H182V254H183ZM21 253H24V254H21ZM161 253H162V255H161ZM201 253H202V255L204 254L203 255L204 257L201 255ZM217 253H219L220 256ZM25 254H28V255L31 254V255H29L27 257V255H25ZM49 254H45L43 257L46 259L47 255H49ZM135 254L136 253H134V255L132 254V256L134 258H132V260L130 261L131 262L130 264H133V263L136 264L135 260L133 261V259H137L135 257H138V259H139V257L142 258V260L141 259L139 261L137 260L139 263L141 262V263L147 264L148 261L146 259H144L142 256H135ZM263 254H264V251H261V253L257 254L260 256H257L255 254L257 256L256 257L254 255V258L255 257L257 258L256 261L259 260L258 263L255 262V259L253 258V256L250 257V255L248 256L250 258V259L248 258V260H251L253 258L252 259L253 262L246 260L244 263L248 264V262L249 263L251 262V264H253L255 262L254 264H256V263L257 264H264ZM18 255H19V257L21 256L20 259L22 261L18 260V258H19ZM22 255H23V257H22ZM61 256H63V255H61ZM207 256L205 257L204 260H207V258H208ZM240 256L242 259L239 258ZM242 256H244V258ZM171 257L172 258H170L171 259L170 261L167 260V261H169V263L173 259V256H171ZM187 257H188V255H187ZM197 257H196L197 260L198 259L202 260L201 257H200L201 259L199 257L198 258ZM10 258H13V257H10ZM39 258H41V259L39 260ZM39 258L37 259L36 256H33V262L35 260L36 261L38 260L37 262L35 261L36 264H48L47 262L43 263V261H45V259H43V261H42V256H39ZM115 258H116V260H115ZM219 258H220V260H219ZM237 258H239V260H240L239 262H238ZM261 258H262V260H261ZM144 260L146 262H144ZM154 260L152 263H155ZM186 260L191 261V259H185L184 258L185 263H183V264H192L189 261L187 263ZM208 260H207V263H209V264L212 261H215L212 259L208 262ZM244 260H242V261H244ZM40 261H42V262H40ZM91 261H90V264H92ZM96 261H99V263L98 262L96 263ZM116 261H118V262H116ZM167 261H165L166 264H168ZM216 261L213 264H216ZM235 261L238 263H235ZM30 262H32V258L30 259ZM192 262H193V264H198L197 261L196 262L192 261ZM201 262L205 263L206 261H201ZM201 262H199V264H201ZM3 263H5V262H2V264ZM27 263L29 264V262H26L24 264H27ZM149 263H151V262H149ZM7 264H10V263H7ZM87 264H89V261L87 262ZM162 264H163V262H162Z\"/></svg>","mask_w":264,"mask_h":264},{"label":"rangeland","instance_id":"2","mask_svg":"<svg viewBox=\"0 0 264 264\" xmlns=\"http://www.w3.org/2000/svg\"><path fill=\"white\" fill-rule=\"evenodd\" d=\"M27 3H28V2H27ZM117 3H118V2H115L116 5H117ZM8 4L11 6L10 3H8ZM8 4H7V5H8ZM29 4H31V3H29ZM9 5H8V7L5 8L6 10H8V8L10 9ZM15 5H16V3L12 4L11 8H15ZM22 5L25 6V4H23V3H22ZM27 5H28V4H27ZM28 6L31 7V5H28ZM118 6H119V5H118ZM118 6H117V7H118ZM25 8H26V6H25ZM113 8L115 9V11H113V12L118 13L117 11H118L119 9L117 10V8H116L115 6H114ZM118 8H120V7H118ZM5 9L3 10L2 13L0 12V17L2 16L1 18H3V16H4V18H5V19H4V18L1 19V21H2V20H5V23H1V29L4 30L5 28L7 29V28L9 27L8 30H7V32H8L7 34H10V35L12 36V38H11V36H10V38H8V40L11 41V42L7 41V44H11L12 42H13V43H14V42L17 43V41H18V43H17L18 46H17V45H16V47H15V46H6V47H9L8 49L5 48V49H6V50H5L6 53L8 52L7 55L4 56V54H5L4 52L2 53L3 55H1V58H2V56H3L4 58H6V59H8V60H6V65H5V63L2 64V65H4V66H7V68H6V67H3V66H2L3 68L1 67L2 70H4V68H5V71H2V74H3V77H4V78H3L2 75H1V77L3 78V82L0 81V83L2 82V84L0 85L2 88H1V87H0V88H1V90H2L3 87H4L3 91L5 90V86H2L3 83H5V82H7V83H5V85H6V84H7V85H10V84H8V83H9V82H12V81H11V80H12V79H11V78H12V77H11L12 75H15V76H21V77H18V78H20V79H19L20 81L17 80V77H14V79L16 78V80H17V82H14V83L17 84L18 87L14 85L17 89H16L14 86H13V89H16L17 91L12 89L11 92L14 91V93H16L15 95H17V94L20 95V93L22 94L21 91H27L26 93H28V94H29V93H33V94H34L35 92L39 91V89L42 88L43 85H45V84L48 82L49 78L53 75V74H49V73L47 74L46 72H47L48 70H51V68L54 69L53 66H55V63H53V64H54V65H53V64L50 62L51 60H49V57H47V56H50V54H49V53H50V52H49L50 49H49L48 47L45 48V49L43 50V52H42V50H39L38 52H35V49H33L32 47L26 49V50H28V51H26V50L23 51V49H25L26 47L23 48L24 46H23L22 44H23V42L27 44V41H28V40H25V38H24V39H21V38H20L21 40L18 39V40H16V41L14 40V37H13V36H14V34H15L16 28H14L15 26H13V25H14V23H13L14 20H13V19H15V18H13V19L10 20V18H12V17L9 16V18H8V14L5 13V12H6ZM26 9H27V8H26ZM23 10H24L25 12L28 11V10H25V9H23ZM109 10H110V9H109ZM109 10H108V12H109ZM112 10H113V9H112ZM112 10H110V11L112 12ZM4 11H5V12H4ZM120 12H121V11H120ZM123 12H124V11H123ZM125 12H126V11H125ZM4 13H5V14H4ZM106 13H107V12H106ZM165 13L167 14V18H168V15H170V14H168L169 12H165ZM3 14H4V15H3ZM104 14H105V13H104ZM118 14L122 15L121 13H118ZM118 14H115V15H118ZM111 15H112V14H111ZM111 15L109 14L110 17L107 18V21L109 20V18H110V19L112 18ZM115 15H113V16H115ZM120 15H118V16H120ZM164 15H165V14H164ZM105 16H108V15H105ZM118 16H116V17H118ZM165 16H166V15H165ZM19 17H20V16H19ZM102 17H104L103 14H102ZM17 18H18V17H17ZM104 18L106 19V17H104ZM113 18H114V17H113ZM7 19H8V20H7ZM96 19H97V18H96ZM105 19H104V20H105ZM115 19L117 20V18H115ZM115 19H114V20H115ZM119 19H122V18L119 17ZM16 20H20V19H16ZM21 20H22V19H21ZM102 20H103V19H102ZM8 21H9V22H8ZM98 21H99V19H98ZM117 21H118V20H117ZM3 22H4V21H3ZM11 22H12V23H11ZM96 22H97V21H96ZM114 22H115V21H114ZM121 22H122V21H121ZM121 22H120V21L117 22L118 24H120V26L117 25V23H113V22L111 23V22H110L112 25L114 24V26H113L114 28H111V27H110V28H111V29H110V28H108L109 26L106 24V25H107V28L110 29V31H109V30H106V31L103 30V32L99 33V32L102 30V29H101L100 31H98L99 34H98L97 32H94V34L97 33L98 36L101 34V35H102V36H101V39H102V38H103V39L106 38V41H107V38H108L109 35H106V34H107V33L110 34L111 32H113V34L111 33L112 35L110 34V38H108V39H111V37H112V39H113V38L115 37V35H114V32H115V33H116V37L120 38L121 35L119 36V35H117V34L119 33V30H120V32L122 31L121 33L123 34V33H124V32H123V31H124L123 29L125 28V26H124L125 23H124V22L121 23ZM133 22H134V21H133ZM15 23H17V22H15ZM99 23H100V22H99ZM102 23H103V21H102L100 24L102 25ZM104 23H105V21H104ZM134 23H136V22H134ZM8 24H9V25H8ZM93 24H95V23H93ZM100 24H98V25H100ZM20 25H22V24H20ZM95 25H96V26H94L95 28L98 27V26H97V23H96ZM112 25H111V26H112ZM121 25H122V26H121ZM125 25H126V24H125ZM129 25H130V24H129ZM103 26H104V27H103ZM131 26H132V25H131ZM133 26H134V25H133ZM94 27L92 28L93 30H94ZM99 27H100V26H99ZM120 27H121V29H118V28H120ZM101 28H105V24H103ZM126 28H128V27H126ZM126 28H125V29H126ZM12 29H15V30H12ZM89 29H91V28H89ZM92 29H91V30H92ZM112 29L115 30V31H113ZM128 29H129V28H128ZM3 30H2V31H3ZM91 30H90V32H91ZM97 30H98V29H97ZM4 31H6V30H4ZM4 31H3V32H4ZM85 31H86V30H85ZM85 31H82V32L80 33L81 36H84L82 33L85 32ZM107 31H109V32H107ZM92 32H93V31H92ZM92 32H91V33H92ZM105 32H106V33H105ZM4 33H5V32H4ZM85 33H86V32H85ZM85 33H84V34H85ZM5 34H6V33H5ZM78 34H79V33H78ZM78 34H77V36H79ZM88 34L91 36L90 33H88ZM88 34H85L86 37H87ZM104 34H105V35H104ZM16 35H17V34H16ZM33 35H34V34H33ZM33 35L31 34L30 36L32 37ZM73 35H74V34H73ZM73 35H72V36H73ZM92 35H93V34H92ZM124 35H125V34H124ZM124 35H123V36H124ZM30 36H29V37H30ZM72 36H71V37H72ZM126 36H128V35L126 34L125 37H126ZM27 37H28V36H27ZM29 37H28V39H29ZM31 37H30V39L33 38V37H32V38H31ZM93 37H94V38H93L94 40L97 38L95 35H93ZM95 37H96V38H95ZM121 37H122V36H121ZM130 37H131V36H130ZM72 38H74V37H72ZM72 38H71V41H70V42H72V43H70L72 46H69V48H70V47H71V48L76 47V46H74V45L77 44V43L74 42V39H72ZM91 38H92V37H91ZM126 38L128 39L129 37H126ZM132 38H133V37H132ZM77 39H78V38H77ZM103 39H102V42L106 43V41H103ZM116 39H117V38H116ZM116 39H115V40H116ZM127 39H126V40H127ZM129 39H131V38H129ZM140 39H141V38H140ZM94 40H93L94 43L92 42V44H95V41H96L97 39H96L95 41H94ZM115 40H114V41H115ZM117 40H119V39H117ZM122 40H124L123 42L126 41L124 38H123ZM122 40H121V41H122ZM142 40H143V39H142ZM138 41H139V39L136 41V44L141 43V41H140L139 43H138ZM76 42H78V41H76ZM98 42L101 43L100 40H98ZM98 42H97V43H98ZM109 42H110V41L107 42L108 45H109ZM123 42H121V43H123ZM126 42H128V40H127ZM131 42L134 43V41H131ZM13 43H12V44H13ZM28 43H30V42H28ZM107 43H106V44H107ZM12 44H11V45H12ZM26 44H25V46H27ZM101 44H102V43H101ZM101 44H100V46H98V47H97V45L95 44L96 47H97V48L100 47V49H99V50L96 49V51H95V48H94V50H93V48H92V50L95 51V52L92 51L93 56H90L89 59H87V58L89 57V54L92 55L91 52H88V51H87L86 54H88V56H87V55H84V56H87L86 58H85L84 56H82V57H83L82 60H81V61L83 62V63H82V66H83L84 63H86L87 61H88L87 63L89 64V63L92 61V57H93V59H94V56H95L96 54L101 53V54L103 55V53H104V51H105L104 48L107 50V46H104V44H102L104 47H103V46L101 47ZM124 44H125V43H124ZM129 44H130V43H128V45H129ZM126 45H127V44H125V46H126ZM128 45H127V46H128ZM130 45H132V44H130ZM20 46H21V47L23 46V47H22L23 49L21 48V49H22L21 52H20V50H19V49H20V48H19ZM91 46H92V45H91ZM137 46H138V45H137ZM139 46H142V43H141V45H139ZM4 47H5V46H4ZM12 47H13V49H12ZM60 47L63 48V46H60ZM64 47H65V46H64ZM92 47H95V46H92ZM108 47H109V46H108ZM110 47H111V46H110ZM110 47H109L108 49H110ZM119 47H120V46H119ZM122 47H123V46H122ZM131 47H132V46H131ZM31 48L33 49V53L31 52V50H32ZM65 48H66V47H65ZM120 48H121V47H120ZM9 49H10V50H9ZM48 49H49V50H48ZM8 50H9V51H8ZM29 50H30V51H29ZM46 50H47V51H46ZM90 50H91V47H90ZM97 50H98L99 52H98ZM103 50H104V51H103ZM119 50H121V49H119ZM123 50H125V49H122V50L120 51V53H124V52H126V51H127V48H126V51H123ZM45 51H46V52H45ZM122 51H123V52H122ZM9 52H10V54H9ZM12 52H13V53H12ZM14 52H15V54H14ZM25 52H26V54H25ZM29 52H30V54H29ZM34 52L38 54V56H39V61H37V63H34V64H33V59H34V58L32 59V57L35 56V53H34ZM48 52H49V53H48ZM58 52H59V49H58ZM102 52H103V53H102ZM107 52H108V50H107ZM107 52L105 51V54H106ZM22 53H23V54H22ZM27 53H28V54H27ZM13 54H14V55H13ZM20 54L23 56V58H20V57H21ZM32 54H34V55L32 56ZM41 54H42L43 56H42ZM46 54H47V55H46ZM105 54H104V57H107L108 55L105 56ZM118 54H119V53H118ZM15 55H17V56H16L17 58L15 57ZM40 55H41V56H40ZM44 55H46V56H44ZM119 55H120V54H119ZM122 55H123V54H122ZM6 56H7V57H6ZM12 56H13V59H12V58H8V57H12ZM19 56H20V57H19ZM28 56H30V57H29L30 59H28ZM31 56H32V57H31ZM36 56H37V55H36ZM36 56H35V57H36ZM38 56H37V57H38ZM98 56H99V55H98ZM115 56H116V55H115ZM117 56H118V55H117ZM120 56H121V55H120ZM120 56H118V57H120ZM14 57H15V58H14ZM25 57H26V58H25ZM95 57H97V56H95ZM121 57H122V56H121ZM4 58H3V59H4ZM18 58H19V60H18ZM42 58H43V59H42ZM45 58H46V60H45ZM67 58H68V57H67ZM67 58H66V59H67ZM73 58H75V57L70 56V59H71L70 61H71V62H72V60L75 61V60L77 59V58H76V59H73ZM79 58H80V57H79ZM84 58H85V59H84ZM100 58L103 59L102 56H100ZM108 58H109V57H108ZM15 59H16V60H15ZM24 59H25V60H24ZM27 59H28V60H27ZM31 59H32V62L30 63ZM40 59H42V60L40 61ZM64 59H65V58H64ZM66 59H65V61H66ZM95 59H96V58H95ZM98 59H99V58H98ZM105 59H106V58H105ZM109 59H111V58H109ZM112 59H113V57H112ZM112 59H111V61H112ZM13 60L15 61L16 64L13 62ZM23 60H24V61H23ZM43 60H44V61H43ZM67 60H68V59H67ZM79 60H80V59H79ZM79 60H78V61H79ZM99 60H100V59H99ZM99 60H98V61H99ZM18 61H20V62H18ZM21 61H22V62H21ZM47 61H48V62H47ZM62 61L64 62V60H62ZM62 61H61L60 64H62ZM76 61H77V60H76ZM78 61H77L76 63H78ZM98 61H97V63H98ZM106 61L109 62V63H108L109 66L106 65V67H107L108 69L106 70V68H105L106 71L104 72V73H105L104 75L108 74V73H106V72H109V70L112 69V68H111L112 66H111V64H110L111 62H110L109 60H106ZM106 61H105V62H106ZM4 62H5V61H4ZM9 62H10L11 64H10ZM17 62H18V63H17ZM40 62H42V63H40ZM55 62H56V61H55ZM79 62H80V61H79ZM95 62H96V61H95ZM103 62H104V61H103ZM7 63H8V64H7ZM20 63H21V64H20ZM64 63H65V65H64ZM64 63H63L62 66L66 67V63H68V61H66V62H64ZM69 63H70V62H69ZM69 63H68V65H67L68 67H66V68H67V70H70V71H66V70H65V71H66V72H70V73H75V69L77 70V68L72 67V68H73V70H72V68L69 67ZM72 63H73V62H72ZM97 63H96V64H97ZM100 63H101V62H100ZM18 64H19V65H18ZM25 64H26V66L24 67ZM48 64H49V65H48ZM50 64H52L53 66H51ZM60 64H58V65H60ZM73 64H75V63H73ZM88 64H85L84 66L86 67ZM90 64H91V63H90ZM90 64H89V65H90ZM94 64H95V63H94ZM103 64L105 65V63H102V65H103ZM13 65H15V67H14ZM16 65H17V66H16ZM38 65H39V66H38ZM58 65L56 64V66H57L58 68L60 67V69H59L60 71H59V72L63 71L64 68H63L62 66H58ZM70 65H71V63H70ZM92 65H93V64H92ZM98 65H100V64H98ZM102 65H101V67H102ZM27 66H28V67H27ZM56 66H55V68H56ZM110 66H111V67H110ZM11 67H12V69H11ZM22 67H23V68H22ZM40 67H41V68H40ZM48 67H50V69H48ZM76 67H77V65H76ZM78 67H79V66H78ZM89 67H90V66H89ZM91 67H94V66H91ZM91 67H90V68H91ZM96 67H97V66H96ZM99 67H100V66H99ZM103 67H105V66H103ZM27 68H29V69H27ZM58 68H57V69H58ZM82 68H84V67H81V66H80V68H78V69H81V70H82ZM86 68H87V67H86ZM97 68H98V67H97ZM6 69H7V70H6ZM30 69H31V70H30ZM33 69H34V70H33ZM61 69H63V70H61ZM92 69H93V68H92ZM92 69H91V70H92ZM28 70H29V71H28ZM55 70H56V69H54L53 72H55ZM88 70H89V69H87V72H88ZM91 70H90V71H91ZM95 70H96V69H95ZM16 71H17L18 73H17ZM23 71H24V73H23ZM30 71H31V72H30ZM32 71L34 72V74H33ZM51 71H52V70H51ZM71 71H72V72H71ZM73 71H74V72H73ZM78 71H79V70H78ZM83 71L85 72V70H83ZM83 71H82V73H83ZM90 71H89V72H90ZM110 71H112V70H110ZM10 72H12L13 74L10 73ZM28 72H29V73H28ZM48 72H50V71H48ZM66 72H65V73H66ZM80 72H81V71H80ZM93 72H94V71H93ZM8 73H9V74H8ZM26 73H27V75H26ZM31 73H32L33 75H31ZM36 73H37V74H36ZM50 73H52V72H50ZM55 73H56V72H55ZM76 73H77V71H76ZM110 73H111V72H110ZM16 74H17V75H16ZM18 74H19V75H18ZM23 74H24V75H23ZM29 74H30V75H29ZM58 74H59V73H58ZM60 74H61V73H60ZM80 74H81V73H80ZM84 74H85V73H84ZM9 75H10V76H9ZM50 75H51V76H50ZM56 75H57V74H56ZM56 75H54V76H56ZM70 75H71V74H70ZM70 75H69V77H71ZM78 75H79V72H78ZM78 75H77V76H78ZM88 75H89V74H88ZM104 75H103V76H104ZM111 75H112V74H111ZM24 76H25V77H24ZM27 76H29V77H27ZM38 76H39V77H38ZM47 76H48L49 78H47ZM54 76H53V77H54ZM63 76H64V75H63ZM75 76H76V75H75ZM77 76H76V77H77ZM79 76H80V75H79ZM103 76H102V78H103ZM23 77H24V78H23ZM30 77H31L32 79H31ZM72 77H73V76H72ZM76 77H74V78H76ZM106 77H107V76H106ZM29 78H30V79H29ZM44 78H45V79H44ZM61 78H62V76H61ZM74 78H73V79H74ZM109 78H110V77H107L108 80H106V81H108V83H110ZM8 79H10V80H8ZM14 79H13V80H14ZM21 79H23V81H22ZM47 79H48V80H47ZM50 79H51V78H50ZM55 79H56V77H55ZM57 79H58V78H57ZM66 79H68V78H66ZM69 79H71V78H69ZM105 79H106V78H105ZM1 80H2V79H1ZM16 80H15V81H16ZM32 80H34V81L32 82ZM40 80H41V81H40ZM42 80H43V81H42ZM71 80H72V79H71ZM110 80H111V79H110ZM28 81H29V82H28ZM30 81H31V82H30ZM45 81H46V82H45ZM51 81H52V79H51ZM51 81H50V82H51ZM54 81H55V80H54ZM58 81H59V80H58ZM58 81H56V82H58ZM61 81H62V79H61ZM64 81H65V80H64ZM64 81H63V83H64ZM66 81H67V80H66ZM66 81H65V84H66ZM97 81H101V83H102V82L105 83V81L102 80V79H99V80H97ZM97 81H96V83H97ZM22 82H23V83H22ZM43 82H44V83H43ZM72 82H73V80H72ZM14 83L12 82V84H14ZM20 83H21V84H20ZM51 83H52V82H51ZM96 83H94V84H96ZM99 83H100V82H98V84H96L95 86H94V85H90V86H89L90 93H92V91H95V89L99 91V88H98V86L100 85ZM104 83L101 85L103 89L106 87V86H105L106 83H105V84H104ZM108 83H107V84H108ZM31 84H32V85H31ZM36 84H37V85H36ZM49 84H50V83H49ZM49 84H48V85H49ZM58 84H59V83H56L55 85H58ZM61 84H62V83H61ZM69 84H71V82H70ZM107 84H106V85H107ZM46 85H47V84H46ZM48 85H47V86H48ZM51 85H52V84H51ZM53 85H54V84H53ZM55 85H54V86H55ZM103 85H104V87H103ZM35 86H37V87H35ZM64 86H65V85H64ZM66 86H68V85H66ZM91 86H92V87H91ZM34 87H35V88H34ZM44 87H46V86H44ZM48 87H49V86H48ZM52 87H53V86H52ZM60 87H63V85L60 86ZM46 88H47V87H46ZM50 88H51V87H49V89H50ZM68 88H69V87H68ZM92 88H93V89H92ZM32 89H33L34 91H33ZM36 89H37V90H36ZM49 89H47V90H49ZM62 89H64V88H62ZM29 90H31V91H29ZM43 90H44V89H43ZM43 90H41V93H42ZM100 90H101V89H100ZM106 90H107V89H106ZM3 91H2V94H4ZM28 91H29V92H28ZM101 91H103V90H101ZM104 91H105V89H104ZM5 92H6V91H5ZM19 92H20V93H19ZM86 92H87V91H86ZM86 92H85V93H86ZM14 93H13V94H14ZM23 93H24V92H23ZM26 93H24V94H26ZM41 93H40V94H41ZM94 93H95V92H94ZM94 93H92V94H94ZM103 93H106L105 95L108 96V94H107L106 91L103 92ZM210 93H211V92H210ZM212 93H213V92H212ZM212 93H211V94H212ZM13 94H12V95H13ZM87 94H88V93H87ZM87 94H86V95H87ZM211 94H209V95L212 96ZM18 95H17V96H18ZM26 95H27V94H26ZM34 95H35V94H34ZM34 95H33V96H34ZM90 95H91V94H90ZM94 95H95V94H94ZM213 95H214V94H213ZM17 96H15V97H17ZM29 96H30V95H29ZM29 96H28V97H29ZM35 96H37V95H35ZM83 96H84L85 100L90 99L91 97H93V96H90V98H89V96H88V98H87V96H85V95H82V96H80V97H83ZM31 97H32V95H31ZM31 97H30V98H31ZM213 97H214V96H213ZM77 98H78V96H77ZM78 99H79V98H78ZM9 101H10V100H8V102H9ZM8 102H7V103H8ZM10 102H11V101H10ZM10 102H9V103H10ZM77 102H80V103H81V101H79V100H77ZM7 103H5L6 106H4L3 111L0 113V122H3L4 127L7 126L6 128H8L9 126H11V127H9V128H12V130H14V129L16 128L17 123L19 124V121H20V123L23 122V123H22L23 125H24V123H25L24 126H26V124H28L26 127H28V126H29V127L33 126V122H34V120H35V119H34L35 115L33 116V114H34L33 112H31V114H30V112H27V113H25V114H24L23 112H21V113H19L20 115L16 114V115H17L16 117H15L14 114H13V116H14L15 118H11L9 114H10V112H11L12 109H11V107H10L9 105H10L12 102H11L10 104H9V103L7 104ZM7 105H8V108H7ZM12 106H13V104H12ZM77 106H79V104H77ZM6 108H7V109H6ZM12 108H13V107H12ZM92 108H94V107H92ZM8 109H9V112H8ZM4 110H5V111H4ZM91 110H94V109H91ZM88 111H89V110H88ZM81 112H83V111H81ZM85 112H86V111H85ZM93 112H95V111H93ZM93 112H92V114H93ZM32 113H33V114H32ZM86 113H87V112H86ZM96 113H97V112H96ZM2 114H3V115H2ZM6 114H7V116H6ZM11 114H12V112H11ZM23 114H24V115H23ZM80 114L83 115V113H80ZM27 115H28V116H27ZM30 115H31V116H30ZM81 115L79 116V117H80V122L82 121L81 119L83 118ZM84 115H85L84 118H86V115H88V113H87V114H84ZM5 116H6V117H5ZM11 116H12V115H11ZM22 116H23V118H22ZM7 117H8V118H7ZM9 117H10V119H9ZM143 117H144V116H143ZM21 118L24 119V120H21ZM84 118H83V119H84ZM2 119H3V120H2ZM12 119H13L14 121H13ZM15 119H16V120H15ZM27 119H28V120H27ZM144 119H146V117H145ZM5 120H6V121H5ZM8 120H9V121H8ZM31 120H32V121H31ZM7 121H8V123H7ZM15 121H16V122H15ZM17 121H18V122H17ZM29 121H30V122H29ZM84 121H85V120H84ZM84 121H83V122H84ZM10 122H11V123H10ZM13 122H14V124H13ZM80 122H79V123H80ZM29 123H30V124H29ZM1 124H2V123H1ZM1 124H0V127H1V126L3 127V125H1ZM6 124H7V125H6ZM8 124H9V125H8ZM82 124H83V123H82ZM98 124H100V123H98ZM102 124H103V123H102ZM102 124H101V127H102V128H100V130H99V127H96V128H98V129L95 128L96 130L93 129V128H91L92 126L89 127V128H91V132H92V133H89V134H92V135H89V136H87V137H94V138H95V137L98 136V135L95 136L96 133H97V134H98V133H104V135H105V133H106V134H107V138L105 137V138H106L105 140H107L108 138H111L112 141L110 142V141L108 140V142L114 145V140L116 139V137L113 136L114 134L112 135V133L110 132L111 128H110L109 126L105 125V124H104L105 126L102 125ZM107 124L109 125L108 122H107ZM129 124H130V123H129ZM23 125H22V126H23ZM14 126H15V127H14ZM19 126H21V125L19 124ZM24 126H23V127H24ZM76 126H80V127H82L81 124H77V125H74L73 127H72V126H69V127H68V130H69V128L71 129V127H72V128H74V127L76 128ZM99 126H100V125H99ZM29 127H28V128H29ZM106 127H107V129H105ZM17 128H19V127H17ZM28 128H27V129H28ZM27 129H24V128H23V131L26 130V132H27V131H28ZM31 129H32V128H31ZM31 129H30V130H31ZM42 129H43L44 131H42ZM66 129H67V128H66ZM92 129H93V130H92ZM0 130H1V129H0ZM2 130H3V128H2ZM8 130H9V129H8ZM12 130H11V131H12ZM19 130H20V129H19ZM19 130L15 129V132H16V133L13 132L14 135H16V138L19 137V132H18ZM30 130H29V131H30ZM75 130H76V129H75ZM97 130H98V131H97ZM104 130H105V131H104ZM107 130H108V131H107ZM6 131H7V129H6ZM20 131H22V130H20ZM38 131H40L39 133H42V134H39V135H38ZM38 131L36 132V133H37L36 136H37V138H39L41 141H42V140H48L47 137L49 138V137L52 136V129L50 130V128H41V130L39 129ZM41 131H42V132H41ZM47 131H48V132H47ZM65 131H66V130H65ZM65 131H64V132H65ZM76 131L78 132V134H80L79 131H80V132H83V131H81L80 129H79V130L77 129ZM87 131H89V130H87ZM87 131H86V133H87ZM100 131H101V132H100ZM102 131H103V132H102ZM111 131H112V130H111ZM1 132H2V131H1ZM1 132H0V133H1ZM26 132H24V133H26ZM67 132L69 133L70 131H66V134H67ZM71 132H72V129H71ZM73 132H74V130H73ZM89 132H90V131H89ZM21 133H23V132H21ZM50 133H51V134H50ZM62 133H63V132H62ZM30 134H31V133H30ZM49 134H50V136H49ZM63 134H64V133H63ZM66 134H64V135H62V136L65 137ZM70 134H72V133H70ZM74 134H75V132H74ZM84 134H85V133H83V135H84ZM11 135H12V132H11ZM21 135H22V134H21ZM21 135H20L19 139L21 138ZM43 135H44L45 137H44ZM72 135H73V134H72ZM72 135H71V136H72ZM83 135H81V138H83V137L86 138V136H83ZM99 135H100V138H103V136H101L102 134H99ZM109 135H112L115 139L113 140V137H109ZM0 136H1V135H0ZM17 136H18V137H17ZM27 136H28V135L25 136V135L23 134V137H27ZM29 136H30V135H29ZM40 136H41V137H40ZM67 136H68V134H67ZM67 136H66V137H67ZM105 136H106V135H105ZM68 137L70 138V139L68 138L70 141H69V142L67 141V142H68V145H69L70 143H72V144H71V145H72L71 147H73V146H74V144H73V143H74V140L76 141L77 136L74 135V138H76V139L71 138L70 136H68ZM72 137H73V136H72ZM98 137H99V136H98ZM117 137H118V136H117ZM13 138H14V137H13ZM43 138H45V139H43ZM62 138H63V137H62ZM79 138H80V137H79ZM79 138L77 139V141H76L77 144H75V146L78 145V142H79V143L81 142V141H78V140L81 139V138H80V139H79ZM85 138H83V139H85ZM100 138H99V139L96 138V139H97V140H100ZM120 138L123 140V137H119V138H118L119 141H120ZM14 139H15V138H14ZM21 139H23V138H21ZM26 139H27V138H26ZM86 139H87V138H86ZM89 139H90V138H89ZM91 139H92V138H91ZM63 140H64V139H63ZM94 140H95V139H94ZM13 141H14V140H13ZM16 141H18V139H16ZM20 141H21V140H19V142H20ZM86 141H90V140H86ZM91 141H92V140H91ZM103 141H104V140H103ZM103 141H102V142H103ZM115 141H116V140H115ZM119 141H117V144H116L117 146H118V145H121V143H122V142H120V144H119ZM123 141L125 142L126 139H124ZM104 142H105V144H106V141H104ZM108 142H107V143H108ZM11 143H13V142H11ZM14 143H16V142H14ZM14 143H13V144H14ZM92 143H93V142H92ZM92 143H91V144H92ZM115 143H116V142H115ZM19 144H20V143H19ZM82 144H84V143L82 142ZM93 144H94V143H93ZM122 144H123V143H122ZM126 144H127V143H126ZM126 144H125V146L128 148L129 145L127 146ZM9 145H10V144H9ZM14 145H15V144H14ZM17 145H18V144H17ZM65 145H66V144H65ZM12 146H13V145H11V147H12ZM75 146H74V147H75ZM123 146H124V144H123ZM123 146H122V147H123ZM7 147H8V146H7ZM13 147H14V146H13ZM66 147H68V146H66ZM66 147H65V149H67V150H64V149H63L65 152L63 151L62 154H60V155H62V156L65 155L67 158L62 157V156L60 157L59 155H57L58 158L56 157V160H55V158H53V160H52V158H50V157H49L50 159H49L48 157H47V158H48V159H47V158H46L47 155H46V153H45V152H46V150H45L46 147H44V148L42 149L40 155L43 156V158L45 159V161H44V159H43L42 156H41L40 158H38V160H39L38 163H37V160L35 161L34 168L36 169V176H38V174H39L40 171L43 170V172H40V174H39V176H38V179L35 178L36 180L34 179V181H36V182L38 183L39 180L42 179V180H44V181L42 182V184H43V183L46 182L45 179H46V178H49V176H50L49 181H51V180H50L51 178H52V179H53V178L55 179V169H54V168L52 169V167L49 166V165L52 164V165L54 166L55 164L58 163V161L60 162V163H58L59 165L65 163V164H67L66 166H69L68 164H69L70 158H72V157L74 158V157H75V154H74V156H71V155H72V152H74V151H72V150H73V149L75 150V148H72V150H71V147H69V149L66 148ZM101 147H102V146H100V148H101ZM113 147H115V146H113ZM9 148H10V147H9ZM118 148H119V147H118ZM118 148L116 147V152H118V150H117ZM124 148H125V147H123V149H124ZM127 148H126V149H127ZM17 149H18L17 147H14V148H12V149L10 150V152L12 151L11 153H14V154H15ZM119 149H121V148H119ZM128 149H129V148H128ZM130 149H131V148H130ZM101 150H103V148H102ZM121 150H122V149H121ZM124 150H125V149H124ZM132 150H133V147H132L131 151H132ZM70 151H71V152H70ZM125 151H126V150H125ZM131 151H130V152H129V150L126 151V152H129V153L126 154V158H127V156L129 155V158H127V159H129V160H130V156L132 155ZM10 152H9V153H10ZM120 152H121V151H120ZM63 153H64V155H63ZM74 153H75V152H74ZM114 153H115V152H114ZM130 153H131V155H130ZM14 154H13V155H14ZM115 154H116V153H115ZM10 155L13 156L12 154H10ZM40 155H39V156H40ZM44 155H45V157H44ZM122 155H125V152H124V153H118V155L116 154V155H114V156H115V158H118L119 156L122 158V157H124V156H122ZM11 156H10V157H11ZM39 156H38V157H39ZM68 157H69V160H68ZM120 157H119L118 159H121ZM126 158H124V161H120L119 163H120V164H123V163H124V165H127V164H125V163H127L129 160H126ZM54 160H55V161H54ZM60 160H61V161H60ZM72 160H73V159H72ZM115 160H117V159H115ZM115 160H114V161H115ZM121 160H122V159H121ZM173 160H175V159L169 160V161H171V164H172V162H173V164H174V161H173ZM42 161H43V163H41ZM65 161H66V162H65ZM175 161H176V160H175ZM116 162H118V160H117ZM157 162H158V161L155 160V161L153 162L154 165H152V164H153L152 161L150 162V163H152V164H149V163H148L149 166H150L151 168H149L148 164H146V165L148 166V169L146 168L148 171L145 170V172H150L151 169H152V170L154 169L153 172L156 174L158 171L156 170V167H154V166H157V167L159 168L161 165H163L164 161H163V163H162V162L158 163L160 166L156 165ZM45 163H46V165H45ZM48 163H49V164H48ZM110 163H111V162H110ZM112 163H113V162H112ZM112 163H111V164H112ZM130 163H131V162L129 161V164H130ZM167 163L170 164V163L167 162V161H166L164 164L166 165ZM42 164H43V165H42ZM113 164L115 165V166H113V167H115V168H118V167H119V166L116 167V163H115V162H114ZM113 164H112V165H113ZM129 164H128V165H129ZM117 165H119V164L117 163ZM146 165H145V166L141 165V166L144 167V168L142 167V169H141L140 167H137V168H140V169H138V170H139L138 173L141 172L140 170L144 171L143 169H145ZM55 166H56V165H55ZM106 166H107V164H106ZM106 166H105V167H106ZM108 166H109V163H108ZM110 166H111V165H110ZM121 166H122V165H121ZM121 166H120V168H121ZM152 166H153V168H152ZM168 166H169V165H168ZM39 167L41 168L40 170H39ZM57 167H58V166H57ZM62 167H65V166L63 165ZM111 167H112V166H111ZM128 167H130V168H128ZM133 167H135V166H134V165H133V166H132V165L127 166L126 168L131 169V170H128V171H127L126 168H125V166H123V167H122V170H120V169H119V170H120L121 172L123 171V174H126V178H128L129 176H132V174H133V173H131V175L129 174L130 171L133 172ZM58 168H59V167H58ZM77 168H78V167H77ZM115 168H108V171H111V172L106 171L107 168H105V171H106L105 174H107V172H108V173H112V172H114V169H115ZM158 168H157V169H158ZM163 168H164V167H163ZM166 168H167V166H166ZM14 169H15V170H14ZM14 169L11 170V171H9V173H7V172H2V173H1V171H0V180H2V181H0V184L2 183L3 186L10 187L11 184L15 181V179H19V180H21V181H18V183H17V184H19L20 186H18V185H17V186L20 188V189H19V188H18V189L21 190V193H20L21 195H22L24 192H26L24 195H26L27 199H24L25 196L23 195L24 197L22 196V199H24V200H23V201L21 200V201L24 202V207H23V208H24L25 210H26V208H28L27 210L29 211V206H30V203H29V202H30V194H29V196H28V191L26 190V183L22 181V180H24V179H22V177H19L20 173H22L21 171H24L25 167H23V166H19L18 168L16 167V168H14ZM35 169H34V170H35ZM123 169H125V172H124ZM149 169H150V170H149ZM25 170H26V169H25ZM45 170H46V171H45ZM119 170H118V171H119ZM159 170L161 171V168H160ZM53 171H54V172H53ZM120 171H119V172H120ZM155 171H157V172H155ZM15 172H16V173H15ZM37 172H38V173H37ZM116 172H117V171H116ZM116 172H115V173H116ZM127 172H128V173H127ZM4 173H5V174H4ZM45 173H46V175H44V176H45V177H44L43 174H45ZM48 173H49V174H48ZM138 173H137V174H138ZM151 173H152V172H151ZM159 173H160V172H159ZM41 174H42V175H41ZM103 174H104V172H103ZM103 174H101V175H103ZM116 174H117V173H116ZM120 174H121V173H120ZM127 174H128V175H127ZM137 174H136V176H138V177L142 175V176L140 177L141 179H142V177H143V174L146 175V173H142V172H141V174H139V175H137ZM148 174H150V173H148ZM155 174H153V177L155 176ZM17 175H18L19 178L17 177ZM52 175H53V176H52ZM101 175L98 176L100 179H97V177L93 178L94 176H92V177H91V176H90V177L87 176L88 179H87V177H85L87 180L84 178L86 181L84 180L83 183L77 181V180H78V177H75V180H76V179H77V180H76V182H74V183H76V184L72 183L73 181H70V183H72L74 186H77L78 184H80V185L77 186V189H76V190H78V191L71 190V189L74 188V186H70V185L68 184V186L73 187V188H69V187L66 188V187H64V188H66V189L69 188L71 191H67V190H66L67 193L64 194V193H65V191H64L65 189L63 188L64 190H61V191H63L62 193H63L65 196H62V195H59V194H58V195H59V196H57V197H58V200H60V201L62 200V202L65 200L64 202L66 203V196H67V198H68L70 201L72 200V202H73V199L75 200V196L72 195V194H71L72 196H70L69 193H70V192H71V193H75V195L79 193L78 195H79L80 197H79L78 195H76V196H78L77 199H78L79 201L77 200V202H79V203H78V205H79V204L81 203L82 200H83L82 202H84V200H85L84 195H83V197H82V199H81V195H82L83 193H85L86 191L88 192V191L90 190V195H91L92 192L94 193L93 189H94V190H98V189L93 188L94 184H97V185H95V186H98V184L100 183V181H102V182L99 184V188H101V186H100L101 184L104 185L103 187H105V186H111V185H109L110 183H109L108 185L105 183V178L107 179L108 176H107V175H106V176H104V175L101 176ZM121 175H122V174H121ZM133 175H134V174H133ZM150 175H151V174H150ZM7 176H8V177H7ZM46 176H47V177H46ZM78 176H79V175H78ZM109 176H111V175H109ZM113 176H115V175L113 174V175H112V178H113ZM136 176H135V175L132 176L133 179H134V177H136ZM147 176H148V175H147ZM147 176H146V177H147ZM156 176H158V175L156 174ZM16 177H17V178H16ZM103 177H105V178H104V179H101V178H103ZM115 177H116V176H115ZM121 177H122V176H121ZM121 177H120V178H121ZM8 178H9V179H8ZM13 178H14V179H13ZM39 178H40V179H39ZM79 178H80V177H79ZM81 178H82V177H81ZM81 178H80L79 180H81ZM92 178H93V179H92ZM117 178H118V177H117ZM117 178H113L112 180H114V179L116 180ZM123 178H125L124 175H123ZM130 178H131V177H130ZM130 178L128 179L127 182L124 180V181H125L124 183H126V184H127L129 181H130V183H131V184H130V183L127 184V186H126L127 189L125 188L127 191H130V189H131L132 187L134 188L135 185H136L137 187H138V185H143V191H144V189H147V188L149 189V185H150V184L147 186V188H144L145 185H147V184L144 185L145 182L142 183V184H139V182L141 183L142 180L138 179V185H137L136 182L134 183V181H136V180L133 181V179H132V181H131ZM136 178H137V177H136ZM147 178H148V177H147ZM150 178H151V177H150ZM54 179L52 180V182L54 181ZM73 179H74V178H73ZM73 179H72V180H73ZM95 179H96V180H95ZM109 179H111V178H109ZM118 179H119V178H118ZM151 179L154 181V178H151ZM151 179H150V180H151ZM13 180H14V181H13ZM47 180H48V179H47ZM90 180H91V181H90ZM103 180H104V181H103ZM120 180H121V179H120ZM139 180H140V181H139ZM144 180L147 181L148 179L146 180V178H144L143 181H144ZM155 180H156V179H155ZM173 180H174V179H173ZM173 180H171L172 183H173ZM81 181H82V180H81ZM89 181H90L91 183H90ZM94 181H95V182H94ZM96 181H97V183H96ZM121 181H122V180H121ZM143 181H142V182H143ZM175 181H176V180H175ZM9 182H11V183H9ZM22 182H23V183H22ZM55 182H56V181H55ZM86 182H88V183H86ZM106 182L108 183L107 180H106ZM155 182H156V181H155ZM155 182H152V183H154V184H151V185H153V187H155V186L157 185ZM177 182H178V180H177ZM177 182H176V183H177ZM179 182H180V181H179ZM89 183H90V184H89ZM104 183H105L106 185H105ZM111 183H112V181H111ZM124 183H123V181H122V184H124ZM157 183L159 184L158 181H157ZM170 183H171V182H170ZM45 184H46V183H45ZM47 184H48V183H47ZM49 184L51 185V183H49ZM7 185H8V186H7ZM9 185H10V186H9ZM23 185H25V186H24V190H23V187H22ZM92 185H93V186H92ZM129 185H130V186H129ZM151 185H150V186H151ZM154 185H155V186H154ZM172 185H173V184H170V186H172ZM178 185H179L178 183H177V185H175V183H174L173 187H174V186H178ZM46 186H48V185H46ZM91 186H92V190H91ZM95 186H94V187H95ZM124 186H125V184H124ZM124 186H120V187H123V188H124ZM170 186H168L169 189H170ZM180 186H181V183H180ZM180 186H178V189L180 188ZM28 187H29V185H28ZM79 187H80V188H79ZM103 187H102V188H103ZM129 187H131V188L129 189ZM137 187H135L134 189H136ZM141 187H142V186H140V188L138 187V190H139V191L136 190L135 193L137 192V193L143 195L142 192H141V191H142V188H141ZM157 187L159 188V185H158ZM181 187H182V186H181ZM75 188H76V187H75ZM75 188H74V189H75ZM81 188H82V189H81ZM87 188H89V190H86ZM96 188H97V187H96ZM111 188H112V187H111ZM111 188H110V189H111ZM123 188L121 189V190L123 191V193H118V192H117L118 195H120L121 197H123V195H125L126 192H127L126 190L124 191ZM133 188H132V189H133ZM158 188H156V189L158 190ZM174 188L176 189L177 187H174ZM28 189H30V188H28ZM69 189H68V190H69ZM128 189H129V190H128ZM140 189H141V191H140ZM150 189L153 190V189H155V188L152 189V187H150ZM156 189H155V190H156ZM175 189H172V188H171L172 191L175 190ZM5 190H6V189H4V192H5ZM8 190H9V189H8ZM82 190H83V191H82ZM103 190H104V189H103ZM105 190H106V189H105ZM105 190H104V191H105ZM107 190H108V187H107ZM112 190H113V191H116V190H114L113 188H112ZM112 190H111V191H112ZM9 191H10V190H9ZM9 191H8L6 194L2 195V196H4V198H3V200L1 199V200H2V204H0V205H1L2 207H4V206H5V207H4V208H1V207H0V211H1V210H5V208H7L6 210L9 212V214H10V213H13L12 215H14V213L17 212V209H18V208H17V209L14 208V206H13V201L17 203L19 200L16 201L15 199H16V198L19 199V196H18V195L16 196L15 194H12L13 191H12V193L9 192ZM30 191H31V190H30ZM30 191H29V192H30ZM91 191H92V192H91ZM111 191H110V193H111V195H112V193H114V192H111ZM118 191H119V190H118ZM148 191H149L150 193L152 192V193L154 194V191H150V190H148ZM168 191H169V190H168ZM168 191H167V192L165 191V192H166V193H170V192H171V191H170V192H168ZM175 191H176V190H175ZM175 191H173V192L175 193ZM68 192H69V193H68ZM87 192H86V193H87ZM119 192H120V191H119ZM140 192H141V193H140ZM144 192H146V193H144ZM144 192H143L144 194H148V195H145V197H147L148 200H149V197H148V196H151V197L153 196V195H151L149 192L147 193V190H145ZM196 192H198V191L195 190V193H196ZM14 193H15V192H14ZM60 193H61V192H60ZM93 193H92V194H93ZM96 193H97V191H96ZM104 193H105V192L102 191V193H98V195H106V194H104ZM106 193L109 194V191H107ZM115 193H116V192H115ZM129 193H130V192H128V193L125 195L126 197H125V198L123 197V199H121L120 196L118 197V199H116V197H115L116 195H115V196H114V199H116V201L118 200V201H117L118 203H119L120 201L124 200V201H122V202H124V204H125V206H124V204L122 205V203L120 202L122 206L119 205L120 203L117 204V205H119V206H121V207H123V206H124V207H127V206H126V203L129 202V200H130V201L134 200V201L137 202V200H136L137 198L135 199L136 196H134V195H135L134 192H133V191L131 192V194H132L131 197H130V194H129ZM171 193H172V192H171ZM171 193H170V194H171ZM17 194H19V193H17ZM133 194H134V195H133ZM149 194H150V195H149ZM156 194H157V197H159L158 195H163L164 193H163V194H162V193H159V194H158V193L156 192ZM21 195H20V197H21ZM86 195H89V194H86ZM86 195H85V196H86ZM113 195H114V194H113ZM118 195H117V196H118ZM141 195H140V196H141ZM168 195H169V194H168ZM168 195H167V196H168ZM174 195H175V194H172V196H174ZM198 195H199V194H198ZM198 195L196 196V194H195V196H196V199H195V200H197ZM73 196H74V197H73ZM108 196L111 197L110 195H108ZM108 196H106V199H107ZM137 196H138V195H137ZM164 196H166V195H164ZM167 196H166V197H167ZM9 197H10V199H9ZM62 197H63V199H62ZM141 197H144V196H141ZM153 197H154V199H155L156 196H153ZM161 197H162V196H160L159 199H161ZM163 198H164V197H162V199H163ZM167 198H171V196L169 195V197H167ZM7 199H8V200H7ZM68 199H67V203H70V201H69ZM120 199H121V200H120ZM131 199H132V200H131ZM154 199L151 200V201H152V204H153V202L156 200V199H155V200H154ZM162 199H161V200H162ZM198 199H199V197H198ZM12 200H13V201H12ZM109 200H110V199H109ZM112 200H113V199H112ZM112 200H111V201H112ZM119 200H120V201H119ZM126 200H128V201L125 202ZM140 200H142V199H140ZM144 200H145V199H144ZM144 200H143L142 202H140L139 204L142 203V204L144 205V203H145ZM153 200H154V201H153ZM161 200H159V201H161ZM195 200H194V201H195ZM5 201H6V202H5ZM56 201H57V200L55 199L54 203H56ZM68 201H69V202H68ZM75 201H76V200H75ZM99 201H100V199H99ZM99 201H97V202H98L97 205L100 206ZM102 201H104V200H102ZM116 201H115V202H116ZM134 201H133V203L131 202L132 204H130V203L128 204V203H127L128 207H130V206H134V205L136 204V203H134ZM149 201H150V200H149ZM149 201H148V202H149ZM157 201H158V200H157ZM157 201H155V202L158 203ZM192 201H193V200H192ZM194 201H193V205H194V204L196 205V203H195ZM198 201H199V200H197V202H198ZM0 202H1V201H0ZM3 202H4V203H3ZM9 202H10V203H9ZM19 202H20V201H19ZM25 202H27V203H25ZM62 202H61L60 204H62ZM77 202H74V204L77 203ZM100 202H101V201H100ZM106 202H107V201H106ZM106 202H105V203H106ZM117 202H116V203H117ZM143 202H144V203H143ZM148 202L146 201V204H147L146 207H144L145 205H144V206H143V205H140L141 207H140L139 210H142V209L145 208V209H146L147 211H149V212H146L145 209H144V212H143V211H142V212H141V211L139 212V210H138V212H139V213H138L139 216H138V214H137V216H136V213H135V215H133V217H132L133 220H136V221H137L138 218L135 219V217H140V213H141L142 216H143L144 213H145V216H146V215H149V216H150V214H152V213L157 214V213L159 212V207H160L159 205L161 204L160 202L158 203L159 205L155 203V205H152V204H151V205H149V206H148ZM161 202H162V201H161ZM190 202H191V201H190ZM190 202H189V203H190ZM67 203H66V204H67ZM111 203H113V201H112ZM111 203H110V204H111ZM116 203H115V205H116ZM149 203H151V202H149ZM56 204H57V203H56ZM58 204H59V203H58ZM70 204H71V203H70ZM72 204H73V203H72ZM110 204H109V205H110ZM191 204H192V203H191ZM15 205H16V204H15ZM22 205H23V204H22ZM82 205H83V203H81L80 208H81ZM113 205H114V204H113ZM185 205H186V204H185ZM187 205H189V206H187V208H190L191 205H190V204H187ZM193 205H192L191 207H193ZM7 206H8V207H7ZM19 206H21V205L19 204ZM101 206H102V204H101ZM105 206H106V204H105ZM142 206H143L144 208H143ZM151 206H152V207H151ZM16 207H18V204H17ZM25 207H26V208H25ZM77 207H78L77 205H76V208L74 207L75 212H78V213H79V212H82V210H81L80 208H77ZM112 207H114V206L110 205V206H107V207L104 208V209L107 210V212H106L107 215H105V217H106L107 219L104 218L105 220H103V221L100 220L99 223H98L99 226H100V227H98V228H99L100 230L102 229L103 231H104V228H103V226L101 227L100 223H101V222H102L101 224H103V223L105 224V222L108 223V224L111 223V224H109V226L106 224V229H105V230H106V232H105L106 234H110L111 232H114L117 228H118V230H116V232H114V234H115V233H118V232L120 231V229H119L120 227H119V226L122 225V224L119 225V223H125V222H122V221H124V218H123V217H125V216H124V212H122V211L125 210V208L121 210V207H119V209H118L117 206H115L116 208H115V207L112 208ZM156 207H157V208H156ZM197 207H198V204H197ZM197 207H196V208H197ZM23 208H21V209H23ZM99 208H100V207H99ZM99 208H98V207L95 208V210L92 211V212H93V213H97V212H95V211H96L97 209H99ZM131 208H132V207H130V208H126V211L129 210L128 212H130V214H129L130 217L132 216V215H131L132 212L130 211ZM138 208H139V206H138ZM150 208H152V209L150 210ZM155 208H156V209H155ZM161 208H162V204H161ZM163 208H164V210H161V211L164 212V211L167 210V209H166V208H167L166 206H164ZM194 208H195V207H194ZM14 209H15V210H14ZM109 209L111 210V213L108 212ZM116 209L119 210V211H115V213H114V214H115V217H114V215H113L112 212H113V210H116ZM132 209H133V208H132ZM157 209H158V210H157ZM152 210H154V211H152ZM183 210H184V211H182L181 213H182L183 215L185 214V215H184L185 217L187 216V213H184V212H186L187 210H189V211L191 210L190 212L187 211V212H189L190 214H191V212H192L193 210H194V211L192 212V214L197 215V214L200 213V212L197 213V211H199V209L195 210V209H193V208H190V209H187V210H186V208L184 207ZM19 211H20V210H19ZM21 211H22V210H21ZM97 211H98V210H97ZM99 211H101V212H98V213L101 214V213H102V208H101V210H99ZM104 211H105V210H104ZM151 211H152V212H151ZM161 211H160V213H161ZM4 212H5V211H4ZM4 212H2L1 214H3ZM73 212H74V211H73ZM75 212L73 213V215H72L73 218H72V220H71V221H73V223H76V222H77V223H80V222H81L80 224L82 225V224H84V221H85V222H86L85 224L89 225L87 222H89V223H96V222H98V221H96V220L101 219V218H98L96 214H95L96 216H93V215H94L93 213H91V214H93L92 216L90 215V213L87 214V216H88V215L91 216V220H92V218L94 219V217H95V218H98V219H94V220L96 221V222H94V221H91L90 218H85V217H87L86 215L84 216V214L82 215V214H80V213H79V214H78V213L76 214ZM163 212H162V214H163ZM167 212H168V210H167ZM207 212H208V211H207ZM17 213H19V215H24V216H25V214H26L27 212H24V211H23V212H21V213H20V212H17ZM108 213H109V214H108ZM121 213H122L123 216L121 215ZM126 213H127V212H126ZM164 213H165V212H164ZM196 213H197V214H196ZM1 214H0V215H1ZM5 214H6V213H5ZM155 214H154V216H153L154 219H156V218H155ZM162 214H161V215L159 214V216L162 217ZM190 214H188V219H191V216H193L192 214H191V216H189ZM202 214H203V213H202ZM206 214H207V213H205L204 215L207 217L208 214H207V215H206ZM10 215H11V214H10ZM77 215L79 216V218H80V215H81V216H84V217H83V218L81 217V221H78L79 218H78V220H77V217H78ZM103 215H104V214H102V216H103ZM108 215H109V216H108ZM116 215H117V216H116ZM119 215H120L121 217H119ZM125 215H126V217H125V219H126L127 216H128V214H125ZM152 215H153V214H152ZM152 215H151L150 217H148V216L144 217V216H143L144 219L141 220L143 217L140 219V223L144 221L143 223L146 224V225L143 224L142 227H141V230H142V228H143V230L146 228V230H144V231L146 232V233H144L145 235H146V234L149 235V233H151L150 231L152 230V227H150V226H151L152 222L149 221V222H150V226L148 227V229L150 228V230H148V229H147V225H148L147 223H149V222L147 221V220H148L147 217L150 218L149 220H153V218L151 219ZM180 215H181V214H180ZM195 215H194V217H195ZM199 215H200V217L202 216L201 213H200ZM199 215H197V216H199ZM75 216H77V217L75 218ZM99 216H101V215H99ZM181 216H182V215H181ZM205 216H204V217H205ZM18 217H19V216H18ZM20 217H22V216H20ZM116 217H118V218L116 219ZM178 217H179V216H177V218H178ZM185 217H184V218L182 217L181 220H179V221H182L183 223H185V222L187 221V219L185 220ZM194 217H193V220H192V227H193V224H194L195 222H198V223L200 222L199 218H198V220H199V221H198V220H195ZM204 217H203V218H204ZM206 217H205V219H206ZM13 218H14V216H13L12 218H10L9 220H11V222H12V221H18V220L20 219V218L18 219L17 216H15V218H17L18 220H17V219H13ZM119 218H122V220L119 219ZM145 218H146L147 220H146ZM157 218H159V217H157ZM179 218H180V217H179ZM186 218H187V217H186ZM195 218H196V217H195ZM203 218H202V219L200 218V219L203 220ZM82 219H85V220L83 221ZM129 219H130V218H129ZM172 219H173V222H171V223H173V227H175L174 225H175V223L178 221V219L175 218L177 221L174 220V218H172ZM207 219H208V218H207ZM76 220H77V221H76ZM107 220H108V221H107ZM114 220H117V221H118V220H119V221L121 220V221L118 222V225L115 224L116 226H114V223H113V222H115V223L117 222V221H114ZM145 220H146L147 222H146ZM109 221H110V222H109ZM112 221H113V222H112ZM125 221H126V220H125ZM131 221H132V220H131ZM170 221H171V219H170ZM170 221H169V223H170ZM174 221H176V222H174ZM189 221H190V220H188V224H189V227L191 228V226H190V224H191L190 222H191V221H190V222H189ZM193 221H195V222L193 223ZM4 222H5V221H0V223H3V224H4V225H2L3 230H6V229H4V227L7 226L9 223H7V225H6ZM11 222H10V223H11ZM50 222H51V221H50ZM126 222H127V221H126ZM129 222H130V220H129ZM129 222H127V223H129ZM132 222H133V221H132ZM12 223H13V222H12ZM16 223H18V222H16ZM71 223H72V222H71ZM73 223H72V224H73ZM130 223H131V222H130ZM133 223H134V222H133ZM136 223L138 224L139 222H136ZM171 223H170V224L167 223V224H168V225H171ZM183 223H182V225L184 226V228H188L187 230H188V232H189L190 229H189V227H187L188 224H186L187 226H185V224H183ZM198 223H195L193 228H195V226H197ZM13 224H14V223H13ZM98 224H97V225H96V224H94V225H93V224H90V226H86V225H84V226H83L84 228H82V229H83V230L89 235V234H90V233L88 232L89 229L91 230L92 228L95 227V225L98 226ZM177 224H179L178 226H180V227L183 228V226L180 225V224H181L180 222H179V223L177 222ZM177 224H176V225H177ZM47 225H48V226H52L53 223H52V225H51V224H49V221H48V224H47ZM73 225H74V227L76 226L75 228H79V231H77L76 229H73V230H74V231L76 230V231L78 232V234L81 233L80 236L83 237V238H79V237H80L79 235H78L79 237H78L77 235H73V236H77V237L79 238V239H78V238L75 237L76 239L79 240V242H78V240H76L74 237H70V236H69V235L72 236L73 233H74V234H77V233H75L76 231H75V232H74L73 230L70 231L69 228L65 227L64 230H63V233H66V232H68V231L72 232V233L68 232V233H70V234L67 233L66 236L68 235L70 240L73 239V238H74V239L72 240V242H71L70 240H68V242H67V241H66V242H67V244H69V241H70V242L72 243L71 245L76 246V247H75V251H77V250L79 249V245L81 244V242L83 243L84 235H85L86 233L84 234V233H83L84 231H83L82 229L80 230V227L77 226L76 224H73ZM73 225H71V227H72ZM78 225H79V224H78ZM91 225H92V226H91ZM123 225H124V224H123ZM125 225L129 227V225H127V224H125ZM140 225H141V224H140ZM140 225L138 224V226H140ZM152 225H153V224H152ZM8 226H9V225H8ZM93 226H94V227H93ZM126 226H123V227L125 228ZM144 226H145V227H144ZM166 226H167V225H165L164 228H166V229L169 228V226H168V227H166ZM178 226H177V228H178ZM9 227H10V230H9V229H8V231L6 230V232H5L6 234L4 233V231H2V228L0 227V230L2 231V233L5 234V236H6L8 239H9V237H10V238H12V237H13V238H17L18 236H21V235H19V231H18V233H17L18 235L16 234V232H15V228H14V229L11 228V224H10ZM16 227H17V226H16ZM18 227H19V226H18ZM71 227H70V228H71ZM74 227H72V228H74ZM88 227H89V228H88ZM91 227H92V228H91ZM104 227H105V226H104ZM107 227H108V228L110 227V228H109L110 230L108 229L109 231L107 230ZM130 227H132L131 229H133V230L135 229V228H133V226H131V224H130ZM173 227H172L171 231H174V230L176 229V227H175V229H174ZM7 228H8V227H7ZM72 228H71V229H72ZM121 228H122V227H121ZM139 228H140V227H139ZM154 228H155V227H154ZM184 228H183V229H184ZM12 229H13V230H12ZM17 229H18V228H17ZM34 229H35V228H34ZM34 229H31V232L35 235L38 231L36 232V231H34ZM85 229H87V231H86ZM99 229H98V230H99ZM113 229H115V230L113 231ZM122 229H123V228H122ZM126 229H127V227H126ZM126 229H125V231H127V233L124 231V229H123V231H122L123 234L125 233V236H126V235H129V237H130V235H131L133 232H135V233L137 232V231H135V230L133 231V230H130V229H129V231H128V230H126ZM155 229H156V228H155ZM173 229H174V230H173ZM32 230H33V231H32ZM35 230H37V229H35ZM138 230H140V229H138ZM141 230H140V234H142L141 232H143V231H141ZM153 230H154V229H153ZM153 230H152V231H153ZM161 230H162V229H161ZM169 230H170V229H169ZM181 230H182V229H181ZM185 230H186V229H184V231H182V232H185ZM1 231H0V233H1ZM39 231H40V230H39ZM80 231H81V232H80ZM82 231H83V232H82ZM131 231H133V232H131ZM147 231H148L149 233H148ZM156 231H157V230H155V233H154V231H153V233L151 234V235H153L154 238H155L156 236L159 237V235H161L163 232H164V233H165V232H168L167 230L165 231L164 229H163V231H160V230H159L160 232L158 231L157 233H156ZM178 231H179V232H177V230H176L175 232H177V233H180V232H181V231L179 230V228H178ZM207 231H208V230H207ZM31 232H30V234H31ZM90 232H93V229H92ZM98 232H99V231H98ZM98 232H97V233H98ZM107 232H108V233H107ZM130 232H131V233H130ZM161 232H162V233H161ZM169 232H170V231H169ZM175 232L172 233V234H175ZM192 232H193V231H192V229H191V233L189 232L188 235H187V233H186V234L183 233V235H185V236H183V235L180 233L183 237H185V238H183V241H184V242H186L187 239H190L188 242L184 243V246L187 248L186 245L190 244V241H192V240H193L194 242H195L196 240H198V241H200V244H198L197 241H196L197 246H196V244H195V245L192 244V245L194 246V247H193V246H191V244H190L189 246H191L192 248H194V250L191 251V247H188V248L190 249V252H189V253H187V250H188V249L186 250V253L183 252V251H185V249H186V248L183 246L182 248H183L184 250L182 249V252H183L184 255L182 254V252L179 253V251H178V252L176 251L177 254L174 252L175 255H174V254H171V256H173V259H172V261H171L173 264H179V263H180V264H183V263H185V262H184V258H185V259H191V261H190V260H186V262L188 263V261H189V262H191L192 264H193L192 261H195V262L197 261L198 264H199V262H201V261H206L205 263H206V264H209V263H207V260H208V259H209L208 262H209L210 260H212V259H213V260L216 259L215 257H216L217 255L215 254V255L213 256V254H214L217 250H216L215 248H214V249H215V250H214V249L210 246V247L207 248V249H209V251L212 252L213 254L211 253V254L209 255V254H208L209 251H208L204 246H203V248L201 247V241H202L203 238L199 239V238H200L199 235H198V236H195V237H196V240H195V238H193L194 236L191 238L192 235H190V234H192ZM194 232H195V231H194ZM194 232H193V233H194ZM205 232H206V230H205ZM205 232H204L203 234L207 236V233H205ZM38 233H39V232H38ZM82 233H83L84 235H83ZM93 233H94V235H92V236L95 237V235L97 234V233H96V228L94 229V232H93ZM95 233H96V234H95ZM99 233L103 234L104 232L100 231ZM99 233H98V234H99ZM105 233H104V234H105ZM158 233H159V235H158ZM164 233H163L162 236H164ZM170 233H171V232H170ZM195 233H196V232H195ZM195 233H194L193 235H196ZM197 233H198V232H197ZM4 234H3V235H4ZM11 234H12V235H11ZM20 234H21V233H20ZM49 234L53 235L52 233H49ZM87 234H86V236H88ZM98 234H97V235H98ZM104 234H103V235H104ZM111 234H112V233H111ZM111 234H110V235H111ZM114 234H112V237H110V235H109L108 237H110V238L112 239ZM119 234H120V233H119ZM123 234H121V235H123ZM137 234H138V233H137ZM140 234H139V235H140ZM155 234H156V236H155ZM166 234H167V233H165V236H164V238L167 239V240L165 239L166 242L168 241V237H170V238H169V241H170V239L174 236V235H172V234H171L172 237H171V235H169V234H167L168 236H166ZM36 235H37V234H36ZM90 235H91V234H90ZM90 235H89V237H90ZM97 235H96V236H97ZM99 235H100V234H99ZM133 235H134V233H133ZM133 235L131 236V237H132V238L130 239L131 241L129 240L128 236H126V237L128 238V241L131 243V246H132V247H131V246L129 245L130 243L127 242V246H130L131 249L128 247L130 250H129V251H126V252H127V253L129 252V254H128L129 256H130V254H131V258H129V257L127 256V258H124L125 260H124V259H123V260L126 262V259H127V260H128L127 263L129 262V264L131 263L130 261L132 260V258H134V257L132 256V254L134 255V253H136L135 256H142L141 254H142L143 252L146 253V254L149 253L148 250L145 251L146 249H149V248L142 247V248H145L144 251H143V249H141V246L144 245L143 241H140V238H141L142 235H141V236L138 235V236H139V237H138V238H139V239H138L139 241H135L136 244H134V240H136V238L134 239V238H133V237H134ZM145 235H143V236H145ZM148 235H147L146 237L149 239V236H150V238H151V235H149V236H148ZM186 235H187V237H186ZM16 236H17V237H16ZM37 236H39V235H37ZM37 236H35L34 238H35V239H36V238L39 239L40 236H41L40 238H43V235H40L39 237H37ZM66 236H64V237H65V240H67L66 238L68 237V236H67V237H66ZM106 236H107V235H106ZM135 236L137 237V235H135ZM162 236H160L159 238L162 239V238H163ZM182 236H181V237H182ZM188 236H189V237H188ZM0 237L4 238V239H1V238H0V240H4L3 243H4L5 245H4V244H3L4 246L2 245V246H3V250H4V248H5V246H6L5 241L7 242L8 239L5 240L6 237H3L2 235H1ZM26 237H27V239H29V241L26 240V242H24V241L21 242V239H20V242H19L17 239H15L14 241L11 242V241H10L11 239L8 240L9 243L11 242L10 244H11L13 247L11 246V247H12V248H11V247H9L10 244H9V245L7 244V245H8V246H7L8 248H7V247H6V248H7V251L9 250V252H7V251H5V252H6V253H10L9 256H10V257H13V258H10V257H9L8 259L5 258V259H3V260L0 258V263H1V264H2V262H5V263H3V264H7V263H10V264L12 263V264H13V262H11V261L14 259V256H15L14 254L17 253V252H19V253L22 252V251L20 250V249H21L20 246H19V247H20V249H19L20 251H17V250H18V248H17L18 245H21L22 247H24V246L26 245V246H28L27 248H30V249H31V245L29 246L28 243L32 242L31 239L33 238V236H30V237H32V238H29V236H26ZM26 237H25V238H26ZM46 237H47V235H46ZM46 237H45V235H44V238H46ZM51 237L54 238V237H56V236H51ZM51 237H50V239H51L52 243H53V242H58V239H57V240H54V239L52 240ZM114 237H115V236H114ZM121 237H122V236H121ZM121 237H120V238H117V239H118V240H122V239L124 238V236H123L122 238H121ZM126 237H125V238H126ZM146 237H145V238H146ZM197 237H198V238H197ZM20 238H22V237H20ZM23 238H24V237H23ZM44 238H43V240H44ZM110 238H108V239H110ZM125 238H124V239H125ZM142 238H143V237H142ZM142 238H141V239H142ZM145 238H144V239H145ZM154 238H153V239L151 238V240H150V239H149V240L152 242V240H155ZM186 238H187V239H186ZM18 239H19V238H18ZM46 239H47V238H46ZM50 239H48V240H50ZM124 239H123V241L125 242V245H126V240H127V239H125V240H124ZM132 239H133V240H132ZM157 239H158V238H157ZM157 239H156L157 242L154 241V242H155L154 244H156V243H160V245L163 244L164 239H163V241H162L161 239H160V241H158ZM185 239H186V240H185ZM191 239H192V240H191ZM22 240H24V239H22ZM43 240H42V242H40V243H42V244H41V245L38 244V246H37L38 248H40V249H38V252H39V250H41V252H43L44 255H45V254H49L48 251H52V249H53L52 247H50V243H51V242H49L48 240H47V242H44L45 240H44V241H43ZM80 240H81V241H80ZM112 240H114V239H112ZM115 240H116V239H115ZM115 240H114V244L116 245ZM118 240H116V241H118ZM37 241H38V240H36V244H37ZM39 241H41V239H39ZM39 241H38V243H39ZM61 241H62V240H61ZM75 241H77L78 243H77V242L75 243ZM84 241L86 242V239H85ZM87 241H88V240H87ZM132 241H133V242H132ZM144 241H145V242H148L147 239H145ZM150 241H149L148 244H146V245H144V246H147V245H148L147 247H151V246H152V248H153V245H154V244H153V242H152V244H153V245H152V244L150 243ZM161 241H162V242H161ZM169 241H168V243L171 244V242H169ZM193 241H192V242H193ZM8 242H7V243H8ZM48 242H49V243H48ZM62 242H65V241H62ZM107 242H108V240H107ZM109 242H110V241H109ZM109 242H108V243H109ZM166 242H165V243H166ZM261 242H262V241H261ZM0 243H2V241H0ZM34 243H35V241L33 242V245H36V244H34ZM52 243H51V244H52ZM79 243H80V244H79ZM128 243H129V244H128ZM132 243H133L134 246L132 245ZM141 243H142L143 245H142ZM165 243L163 244V245L165 246V248L163 247L162 249H163V250L166 249V251L168 250L170 253H173V252H172V249H173V247H174V246H173L174 244L172 245V249L169 250V249L167 248L166 245H168V247H171V245H169L168 243H166V245H165ZM250 243H251V242H250ZM257 243H258V244H261V243H259V242H257ZM257 243H256V244H257ZM262 243H264V240H263ZM22 244H23V245H22ZM31 244H32V243H31ZM75 244H76V245H75ZM85 244H86V243H85ZM87 244H88V243H87ZM109 244H110V243H109ZM111 244H113V242H112ZM117 244H118V243H117ZM175 244L177 245V243H175ZM181 244H182V243H181ZM181 244L179 243L178 246L175 245L176 247H178V250L180 249L179 246L181 247ZM185 244H186V245H185ZM256 244H255V246H256ZM258 244H257L256 248L254 249V251L252 252V254H254V252H255V254L257 255V254L261 253V251H264V248L262 249V246H261V245H263V244H261V245H258ZM14 245H15V247H16L17 249L14 247ZM16 245H17V246H16ZM39 245H40V246H39ZM54 245H55V244H54ZM56 245H57V243H56ZM69 245H70V244H69ZM69 245H68V248H66L67 246H64V247H65L66 249H68V250H70L69 247H71V249H72V248L74 249V247H72L71 245L69 246ZM83 245H84V243H83ZM83 245H82V246H83ZM149 245H151V246H149ZM198 245H200V250H201L203 253H204L205 251L207 252V253H204V254H206V256L208 255V256H207V257H208L207 260H204L205 257H206V256H205V257L203 256L204 254L202 255V253H201V255L204 257V259H203L200 255H198V250L196 249V248L198 247ZM202 245H203V244H202ZM250 245H252V250H253V248H254V246H253V242H252L251 244H249V246H250ZM0 246H1V245H0ZM52 246H53V245H52ZM77 246H78V247H77ZM127 246H126V247H127ZM136 246H137V247H136ZM154 246H156V245H154ZM161 246H162V245H161ZM249 246H248V247H249ZM37 247H35V248L37 249ZM45 247H46V248H45ZM49 247H50V248H49ZM64 247H62V249H63ZM80 247H81V246H80ZM133 247H135V248H133ZM156 247H160L159 244H158ZM248 247H247V248H248ZM250 247H251V246H250ZM257 247H258V248H257ZM263 247H264V246H263ZM0 248H2V247H0ZM13 248H14V249H13ZM33 248H34V246L32 247V250L29 249L30 251H28V252H30L31 254L33 253V256H36L37 259L39 258V256H42V261H43V259H45V258L43 257L44 255H40V254H38L36 249H34V250H36L35 253H34V252H33V251H34ZM123 248H124V247H123ZM152 248H151V249H152ZM154 248H155V247H154ZM210 248H212V249H210ZM124 249H125V248H124ZM126 249H127V248H126ZM126 249H125V250H126ZM157 249H158V248H157ZM162 249L159 248V249H158V252H159L160 250H162ZM198 249H199V247H198ZM5 250H6V249H5ZM13 250H14V251H13ZM45 250H47V251H45ZM53 250H54V249H53ZM59 250H60V249H59ZM64 250H65V249H64ZM64 250H62V251H63V252L66 251V252H67V250H65V251H64ZM132 250H135V252L132 251ZM137 250H138V253H139L140 250H142L143 252L141 251L142 253H141V254H138V253H137ZM152 250H153V249H152ZM152 250H150V252H151ZM155 250H156V248H155ZM155 250H153V251H155ZM174 250H176V249H174ZM180 250H181V249H180ZM200 250H199V251H200ZM211 250H214L215 252H213V251H211ZM248 250H250V249H248ZM255 250H256V251H255ZM259 250H260V251H259ZM10 251H11V252H10ZM16 251H17V252H16ZM23 251H26V252H27V249L23 248ZM62 251H61V252H62ZM73 251H74V250H73ZM130 251H132V252H130ZM153 251H152V252H153ZM156 251H157V250H156ZM41 252H40V253H41ZM52 252H53V251H52ZM61 252L58 253L59 256H57V257H58L57 259H59V258H60V259H61V258L64 259V256L66 255V252H65V255H64V253L62 254ZM69 252H72V250L69 251ZM133 252H134V253H133ZM169 252H168V253H169ZM247 252H248V251H247ZM3 253H4V252H3ZM19 253H18V254H19ZM144 253H143V255H144ZM156 253H157V252H156ZM156 253H155V254H156ZM162 253H163V255H162ZM162 253H161V255H162V256L165 255L164 258H165L166 260L163 259V260H164V261H163V260L161 259V262H160L158 259H156V258H155L156 260H154V259L151 258V257L155 256L154 253H153L154 255L151 256V257H150L151 253L148 254V258H150V259H146V258H147L146 254H145V257H146V258H144V256H142V257L148 261L147 264H162V262H163V264H164V263L166 264L165 261H167V260L170 261V260H171L170 258H172V257L170 256V258H168L170 254H168V256L166 257V254H164V253H165V250H164V252H162ZM166 253H167V252H166ZM192 253H193V254H192ZM249 253H250V251H249ZM21 254H24V253H21ZM31 254H29V255H31ZM137 254H138V255H137ZM217 254H219V253H217ZM247 254H248V253H247ZM255 254H254V255H255ZM3 255H4V256H3V258H4V257L6 256V254L4 253ZM7 255H8V254H7ZM16 255H17V254H16ZM25 255H27V257L29 256L28 254H25ZM61 255H63V256H61ZM67 255H69V253H67ZM67 255L65 256V258L67 257ZM86 255L89 257V256H90V253H89V255H88V254H86ZM157 255H158V254H156V256H157ZM161 255H160V256H161ZM187 255H188V257H187ZM194 255H195V256H194ZM196 255H197L198 257L200 256V257L202 258V260H199V259L197 260V259H196V257H197ZM249 255H250V254H249ZM249 255H245L246 258H244V256H242L245 260L242 259L241 256H240L239 258L242 259V260H244V261H242V260L240 261L239 258H237L238 262L240 261L241 263H240V262H239V263L236 262L237 260L235 261V263L243 264L246 260H248V258H249L248 256H249ZM254 255H252L253 258H254ZM256 255H255V256H256ZM1 256H2V253H1L0 257H1ZM33 256H30L29 258L24 257V258H22V260L24 259V261H22V260L20 259L21 256L19 257V255H18V257H19L18 260L22 261L21 264H24V263H26V262H29V264H36V262H37L38 260H37V261L35 260L36 262H35V261L33 262ZM60 256H61V257H60ZM160 256H159V257H160ZM210 256H213L215 259H214L213 257H210ZM219 256H220V254H219ZM252 256L250 255V257H252ZM257 256H260V255H257ZM257 256H256V257H257ZM263 256H264V254H263ZM6 257H7V256H6ZM15 257H16V256H15ZM22 257H23V255H22ZM49 257H50V258H49ZM85 257H86V256H85ZM88 257H87L88 260L85 259V261H86L85 264H87L88 261H89V264H90V261L93 259V258H91L92 256L90 257L91 260H90ZM186 257H187V258H186ZM192 257H193V258H192ZM194 257H195V258H194ZM198 257H197V258H198ZM200 257H199V258H200ZM209 257H210V258H209ZM256 257H255L254 259H255V262L258 263L259 260L256 261V260H257ZM261 257H262V256H261ZM31 258H32V262H30V259H31ZM47 258H48V259H47ZM135 258H137V259H133V261L135 260V263H136V264L139 263L138 261H139L140 259L142 260V258H140V257H139V259H138V257H135ZM160 258H161V257H160ZM160 258H159V259H160ZM201 258H200V259H201ZM217 258H218V257H217ZM253 258H252V259H253ZM259 258H260V257H259ZM16 259H17V257L15 258V260H16ZM40 259H41V258H39V260H40ZM50 259H51V253H50L49 255H47V257H46L45 261H43V263H44V262H47V263H48V261H50ZM63 259H61V260H63ZM182 259H183V260H182ZM249 259H250V258H249ZM252 259H251V260H248V261L253 262ZM47 260H48V261H47ZM115 260H116V258H115ZM115 260H114V261H115ZM120 260H121V259H120ZM137 260H138V261H137ZM149 260H150V261H149ZM153 260L155 261V263H152ZM173 260H174V261H173ZM219 260H220V258H219ZM221 260H222V258H221ZM221 260H220V262H221V264H222V262H224L225 260H224V259H223L222 261H221ZM261 260H262V258H261ZM261 260H260V261H261ZM263 260H264V258H263ZM42 261H40V262H42ZM121 261H122V260H121ZM133 261H132V262H133ZM169 261H167L168 264H172L171 262L169 263ZM215 261H216V260H215ZM215 261H212L211 263L213 264V263H215ZM15 262H16V261H15ZM17 262H18V261H17ZM91 262H92V264H94L95 261L93 262V260H92ZM97 262L99 263V261H96V263H97ZM116 262H118V261H116ZM137 262H138V263H137ZM144 262H146V261L144 260ZM149 262H151V263H149ZM158 262H159V263H158ZM217 262H218V260L216 261V264H218ZM251 262H250V263L248 262V264H251ZM255 262H254V263H255ZM140 263H141V262H140ZM140 263H139V264H140ZM205 263L201 262V264H205ZM211 263H210V264H211ZM254 263H253V264H254ZM257 263H256V264H257ZM14 264H15V263H14ZM27 264H28V263H27ZM48 264H49V263H48ZM101 264H102V263H101ZM133 264H134V263H133ZM141 264H144V263H141ZM219 264H220V263H219ZM244 264H247V263H244Z\"/></svg>","mask_w":264,"mask_h":264}]
</instances>
